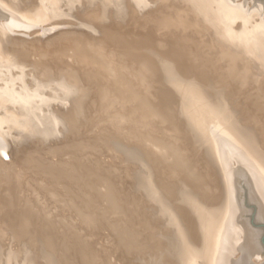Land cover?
<instances>
[{
  "label": "rangeland",
  "instance_id": "1",
  "mask_svg": "<svg viewBox=\"0 0 264 264\" xmlns=\"http://www.w3.org/2000/svg\"><path fill=\"white\" fill-rule=\"evenodd\" d=\"M82 1L83 0H2V1L0 0V8L4 10V11L2 10L4 13L1 11V9H0V12L3 13L4 15L7 14L6 16H8V17L11 16V18L7 22L6 21H0V44H1L0 45V119L2 117L4 118V119L2 118L0 120V142L5 144V149L7 150V156H5L4 159L7 160L8 162H11L12 164H15L14 167H17L19 165L18 169H20L21 166L25 168L24 174L21 175V178L27 177V175H29V171H30L31 182L34 183V180H35V184L31 183V187L28 184H25L28 188H26L25 185H20V187H18L19 190L16 191L20 195H18V196L16 195L17 196L16 197V196H14L16 192L7 191L8 189L4 188V187H6L5 186V180H3L2 177H0V192H2V194L0 195V225H1L0 228L2 227V230L0 229V234H1L0 235V237H1L0 238V264H112V263L113 264H131V262H132V264H134V263L135 264L136 263L137 264H159V263L160 264H169V263L171 264V262L173 264L174 261H175L174 264H183L184 258H186L191 251L183 252L182 250H180V248H182V246L187 242V239H189L190 236L195 235V232H194L195 228H197V230H198L197 232L200 231V233L197 235V237L199 238V242H201L200 244H203V246H201V248L199 247L197 252H196V254L197 253L198 254L202 253V254L201 255H192L191 262L195 259V260H198V261H196V263L199 262L198 264H201V263L202 264H210L208 260L212 259L211 258L212 255L211 254L207 255V252L210 250V248L213 247L212 244L215 242V239H218L221 237L225 238V236L229 234V227H228L229 223L227 221L230 220L228 218L232 214L231 211H229V212L227 211L228 210V204H226V203H224L223 205H219V206L215 205L216 209H218L220 207L219 210L221 209L222 213H218L220 211H217L215 209V206H214V203H216L214 201L217 199V197H219V198L216 201H218L221 198L223 199V196L225 198V193H224L225 189L223 192V188H224V184H223L224 177L223 176H224V173L223 174L221 173V171L224 172L222 170L223 166L221 164L217 163L221 150L220 151L218 150L217 139H216L217 137L215 136V133L213 132V130L215 128L221 129V127L223 128V126H224L223 129L232 128L238 132L237 134H239V136H241V137L243 136L241 139H239L238 137L236 138L235 135L232 137V140H234V138H235V141H233V142H235V144H237V143L242 144V142L244 143L243 145L240 144L241 146H239L237 144V145H235L236 146L235 147L234 143L231 141V143H233V145H232L233 148L235 147L237 149V150L235 149L236 152L238 151L237 154L238 153L241 154L240 150H242V151L247 150L248 153L246 151L244 152L247 154V156H245V157H247L246 160L248 159L247 161H250L249 162L250 164L253 163V165H251V167L254 170V172H255V170L257 171L256 174L258 176L261 175V177L262 176L264 177V175H262V173H261L264 171V168H263V166H264L263 165V163H264V142H263L264 141V97L263 96L264 95L262 97H260L259 99L255 98V96L258 95L259 93H262V92L264 93V62H263V60H264L263 54L264 53H262V51H264V50H262V48H259V47H261V45L263 46L264 39L260 37V39H258L256 41V40H253L251 38L252 36L250 35V33L256 34L259 32V30L255 27V25L261 21V18H260V16H254L253 18L250 19L251 23L244 24L233 13H230L228 16L227 15L225 16L224 13H222L223 10L220 11V9L217 10L215 8H210L213 6L212 0L209 1L210 11L207 10L208 14L205 11L206 6H208L207 0H204L205 2L203 0H180V1L179 0H174V1H172V0L171 1H169V0H158V1L157 0H151L150 4L143 3L141 0H140L141 2L139 0H135L134 2H132V5L129 8L126 5H123L120 3V2H125V0H117L118 2H116L115 0H110V1L106 0L109 3H107L104 0H102V1L101 0H84L86 4H83L84 1L83 2ZM160 1L164 2V3H162V5H161ZM135 2H137V4ZM167 2H169V3H167ZM171 2H172V4H170ZM182 2H184V3H182ZM166 3L169 4L171 7L169 5L166 6ZM4 4H6V5H4ZM104 4L106 6L109 5L108 10H107V8L104 9L106 7ZM110 4L114 5V6H112L113 11H111L112 7ZM164 4H165V7H164ZM173 4H174V7L172 6ZM76 5H77V7H76ZM78 5H80V6H78ZM84 5L86 7H84ZM98 5H100L101 7L100 6L98 7ZM142 5H145V6L143 7ZM146 5H148V7ZM159 5H161V7H158ZM135 6H138V7H136L137 9L139 8V6H140V8L142 7L143 9L141 8V11L144 10V12H141L138 9L139 13L138 12H137L138 14L135 13L137 11L136 8H134ZM71 7H73L74 10H72ZM109 7H111V9ZM116 7H117V9H116ZM119 7H122V8H119ZM155 7H156V9H155ZM77 8H79L81 11H79V9H77ZM95 8H96L97 13L95 11ZM98 8H100V11ZM126 8L128 11H126ZM150 8H152L153 11ZM132 9H133V11H132ZM24 10H25V12H24ZM117 10H118V12H115ZM85 11H87V12H85ZM91 11H93V12L95 11L96 14H94V13L92 14ZM120 11H122V12H120ZM123 11H126V13ZM168 11H170V12H168ZM74 12H76V15ZM99 12H102V18L101 19H100L101 16H99V15H101V13L98 15ZM108 12H110V13H108ZM146 12H148V13H146ZM1 13H0V20H2V18H3V20H5V16H3ZM37 13H40L41 15L38 14V16H36ZM88 13H89V15H88ZM103 13H105V14H103ZM128 13H129V15L130 14H132V15H130V17H128L129 19L127 20ZM133 13H134V16H133ZM169 13H172V14H169ZM91 14H92V16H91ZM124 14H125V16H124ZM231 14H233V15H231ZM33 15H35V16H33ZM95 15H97V16H95ZM108 15H110V16H108ZM119 15H121L122 18ZM162 16L164 17V20H161V19H163ZM230 16H232V17H230ZM14 17H16V18H14ZM64 17L67 18V20ZM87 17L92 18L90 20H93L94 22L91 21V23H90V20L88 21ZM93 17L95 19H93ZM97 17L99 20L96 19ZM103 17H104V19H103ZM109 17H113V18L110 19ZM168 17L171 20L168 19ZM184 17H187V18L191 17L190 19L192 20V22H189L190 25L188 23L185 24L187 22V18H185V20H184ZM63 18H64V20H63ZM11 19H12V21H11ZM130 19L131 20L133 19V22L130 21ZM173 19L175 22H173ZM176 19H179L178 20L179 23ZM227 19L229 21L232 19L231 20L232 22L230 21V23H228L229 21H227ZM115 20H117V21H115ZM209 20H211V21H209ZM100 21H101V23H100ZM124 21H126V22H124ZM154 21H156V22L154 23ZM163 21L169 23V24L167 23L166 27L164 28L166 31L163 28H160L158 25ZM176 21L182 30L179 29V26H177L178 24L176 23ZM97 22H99L101 27H103L105 25L104 23H106L105 28L104 27L101 28L100 26L97 27L99 25ZM148 22H150L153 26ZM157 22H159V23L157 24ZM25 23H26V25H25ZM93 23L97 24V25L95 24L96 28H94V29L91 25ZM126 23L128 26L125 27ZM182 23H183V25H182ZM231 23H232L233 28L231 30H228L227 24H231ZM3 24H5V25H3ZM7 24H8V26H7ZM154 24H156V25H154ZM171 24H172V26H171ZM184 24H185V26L189 25L190 27L188 26V28H190V29H187V27H185ZM9 25H11V26H9ZM107 25H109V27ZM173 25H176L175 26L176 29ZM5 26L9 27L10 30L8 28V31H7V29H6L7 27H5ZM122 26H124V29ZM157 26H158L159 30H158ZM182 26H184V27H182ZM11 27H13V29ZM110 27H112L114 31ZM14 28H16V29H14ZM89 28H90V30H89ZM98 28L100 31L98 30ZM109 28L111 30H108ZM115 28L118 30H116ZM145 28L148 29L149 30L148 32L149 33L151 32V34H149ZM150 28H151V30H150ZM96 29L99 33L97 31H95ZM134 29H136V32ZM140 29H141V31H140ZM142 29H143V31H142ZM162 30L165 31V33H163ZM180 30L182 32L179 34V36H180L179 37L178 33L180 32ZM183 30L185 31V34L187 33L186 30L188 31V33L185 35ZM67 31L69 32V34ZM92 31H94V33H92ZM104 31H106V33ZM138 31H140L141 34H140V32L138 33ZM145 31H146V33H145ZM2 32H3V34H2ZM8 32H11V33L8 34ZM133 32H135V33H133ZM156 32H159V33H156ZM175 32H176V34H175ZM72 33H74V34H72ZM102 33L104 34V36L106 34L108 37L107 36L104 37ZM131 33H133V34H131ZM152 33L155 34V35H153L155 38L152 36ZM64 34H66V35H64ZM67 34L69 35V37L67 36ZM92 34L95 36H93ZM101 34H102V36H101ZM137 34L138 35L140 34L141 40H143L145 38L142 41L143 43L147 42V40H148L149 43H151L150 46L155 45L154 47H152L153 49L151 48V50L154 53L150 50L153 55L149 53L150 51L149 52H145L143 50L140 51V49H137L135 47L136 43H138V42L142 43L139 39V36H137ZM166 34L170 35V36H167ZM71 35L75 38L74 40H72L73 37ZM89 35H90V37H89ZM97 35H99V36H97ZM121 35L123 36V38ZM131 35H132V37L133 36H135V38L137 37V39L132 38L133 39L132 40ZM17 36H19V37H17ZM77 36L80 38L78 39ZM118 36H120V37L118 38ZM159 36L161 37V39L159 38ZM182 36H185V37L182 38ZM187 36L189 38L190 37L191 38L189 39ZM55 37H56V39H55ZM164 37H166V38H164ZM178 37H179V39H178ZM94 38H97V40H95ZM107 38H108V41L106 40ZM112 38L114 39V41L116 38L115 43L112 42V40H113ZM129 38L131 40H129ZM15 39H17V40H15ZM19 39H21V40H19ZM70 39L72 40V42L70 41ZM82 39H84V40H82ZM91 39H93L92 41H95L96 45H98V46L100 45V48L96 45L94 46V42L92 43ZM41 40L43 42H41ZM80 40H82V41H80ZM104 40H106V41L104 42ZM127 40H128V42H127ZM153 40H155V42ZM169 40H170V42H169ZM172 40H174V42L176 41L175 43H177L179 40L180 41L182 40V42H180V44L182 43L184 45L178 46L179 43L175 44ZM100 41L104 42L105 44H103ZM130 41H133V42H130ZM161 41H163V42L161 43ZM166 41H168V43ZM184 41L186 42V44ZM27 42H28V44H27ZM80 42L84 43V45H82ZM89 42H90V45H88ZM156 42H157V44H156ZM38 43H41V44L38 45ZM51 43L53 44V46ZM66 43H67V45H66ZM86 43L88 46L86 45ZM112 43L117 48H115V46L112 45ZM191 43H193L192 45H194V47L191 46ZM29 44H30V46H27ZM48 44H49V46H48ZM118 44H119V46H118ZM121 44L123 46L127 44L128 46L126 45L123 47ZM172 44H174V45H172ZM221 44H223V45H221ZM38 46H39V48H38ZM42 46H43V48H42ZM50 46H51V48H50ZM85 46H87L88 48ZM102 46H103V48L106 46L104 50L101 48ZM120 46L125 51H123L122 48L120 49ZM185 46L188 47V49ZM70 47H72V48H70ZM77 47H78V50H77ZM83 47L88 49V50L85 49V51H87V52H85L83 50ZM90 47H91L93 52L92 51L88 52L90 50ZM109 47H111V48L114 47L115 51L113 50V48L111 49ZM133 47L136 48V50L135 49L133 50ZM155 47H156V49H155ZM191 47H192V49H191ZM48 48H50V50ZM107 48H109V49H107ZM128 48H130V49H128ZM54 49H56L55 52H54ZM255 49H257V50H255ZM105 50H107V51L110 50V51H108V53L107 52L105 53ZM260 50H262V51H260ZM50 51H52L54 54ZM81 51H83L84 53L82 52V55L80 56ZM129 51H131V53ZM109 52L114 54V55L110 54ZM115 52L117 54H115ZM87 53H90V57H93V59L90 58L88 56L89 54L87 55ZM132 53H133V55H132ZM139 53H141V54H139ZM147 53H149V55L153 56V58L155 59V62L153 60H151L152 57L150 58ZM143 54H144V58L142 57ZM180 54H184L188 60H186L182 64L170 63L171 59L174 56L180 55ZM36 55H37V58H35ZM38 55H41L40 56L41 59L38 58L39 57ZM77 55H79V56H77ZM111 55L114 56V58ZM147 55H148V57H147ZM21 56H22V58H20ZM84 56L86 57V59H84ZM96 56H100L101 58L100 57L97 58ZM145 56L147 58H149L150 60L147 59ZM44 58H45V60H43ZM81 58H83V59H81ZM33 59H35V60H33ZM91 59H92V61H91ZM108 59H109V61H108ZM112 59H113V61H111ZM117 59H118V61H121L119 63H120L122 68L120 67L118 61H116ZM124 59L126 62L123 61ZM164 59H168V61L164 60ZM192 59H194L195 61L194 60H193L194 62L191 61ZM83 60H84V63H83ZM86 60H87V62H86ZM93 60L94 61L96 60L94 62V65H92ZM18 61L21 63H19ZM34 61L36 62V63H33L35 65H31V63ZM40 61H41V63H40ZM98 61H101V62H98ZM102 61H105V62H103L104 66L102 64H100V66H98L99 64H97V63H102ZM161 61H163V62H161ZM60 62H62V63H60ZM73 62H75L76 64H74ZM89 62H91V66L87 67V65H90ZM111 62H113L116 66L118 64V66L116 67L112 63L113 67H111L112 66ZM145 62H146V65L144 67L143 65L145 64ZM165 62H167V63H165ZM63 63L65 64L66 67H63L61 65ZM82 63H83V65H82ZM86 63H87V65H86ZM106 63H107V65H106ZM133 63H135V64H133ZM155 64H156V66L154 67ZM216 65H218V66H216ZM125 66H126V68H123ZM91 67L92 68L96 67L94 69L95 71L92 70ZM100 67H101V69H100ZM107 67H108V69H106ZM97 68H99V69H97ZM103 68L106 70H109V71L107 72L106 70H103ZM145 68H147L149 70H146ZM96 70H97V72L100 70V73H97V74L95 73V74L96 75L100 74L101 78L98 77L100 75L96 76L94 74V72H96ZM115 70H116L117 74H116ZM146 71H147V73H146ZM86 72H88V73H86ZM91 72L97 78L96 77L93 78L94 76L93 77L91 76L92 78H89V76L92 75ZM109 72L115 77V79H113L114 77L112 78V75ZM227 72H228V74H227ZM78 73H80V74H78ZM118 73H119V76H118ZM71 74H75L76 79L78 81V85L81 86V88L79 89L80 91H82L81 95L83 94L82 95L83 97H81V103H83V107L85 109L87 107L89 110L86 109L87 110L86 111L85 109L84 110L81 109L80 104L76 101L70 100L71 102L69 101V103H68V101H66L64 99L63 100L60 99V100H62L63 103L60 100H57L56 102H53L52 105L49 104L48 106L44 107L45 97H47V95L49 94L48 92L51 93L54 91V93L57 92L59 95L62 94V91L61 90L59 91V88H58L59 86H57L56 82H58L60 80V78H63V77L66 78L67 80H69L71 78ZM104 74H105V77L108 79L103 77ZM214 75H215V77H214ZM221 75H222L223 79L224 78H226V79L223 80L221 78ZM223 75H224V77H223ZM255 75H258L261 77V81H260L261 83H258L257 81H255L253 79ZM86 76H88V77L86 78ZM226 76H229L228 80H227ZM231 76H232V78H231ZM217 78L219 80L221 79L220 80L221 82H219V80L217 82ZM88 79H90V80H88ZM109 79L112 80V82ZM131 79L133 81L132 83L130 81ZM214 79H215V81H214ZM85 80L86 81L88 80L87 81L88 83H86ZM91 80H92V82L94 81V83H92ZM97 80L100 81V82H98V84L100 83V84H102V86L100 84L99 85L95 84L97 82ZM123 80H126V81L123 82ZM127 80H128V82H127ZM122 82H123V84H120ZM129 82L134 87L131 84H128ZM113 84L115 86H113ZM139 84H141V88H140V86H138ZM117 85H120V86H117ZM127 85L129 88L131 86V89L133 88V90L135 91L136 97L133 96L134 99L133 98L130 99L127 96H125V87ZM224 85H225V87H224ZM97 86H101V87L98 88ZM96 87L98 89H96ZM136 87L138 88V90ZM104 88H108V89H104ZM119 88H121V89H119ZM99 89H101V91L103 92L102 94H100L101 91ZM111 89L114 90L115 93L112 92ZM139 89H141V90H139ZM231 89H233V90H231ZM90 90H91V92H90ZM121 90H122L123 94L121 93ZM243 90H244V92H243ZM30 91H32V92H30ZM83 91L85 94L83 93ZM117 91H118V93H117ZM138 91H140V93H138ZM226 93H228V94H226ZM88 94H90V96ZM103 94L106 97H104ZM119 94L120 95L122 94V95L120 96ZM140 94L141 95L144 94V95L141 96ZM147 95H148V97H147ZM195 95H197V97H195ZM91 96H93L92 100H91ZM101 96H102V98H101ZM140 96L142 98H139ZM143 97L146 100L147 99L148 100L144 101L145 99ZM85 98H86V100H85ZM104 98L107 100H105ZM125 98H126V100H125ZM163 98L164 99L167 98L169 102L167 100H164ZM261 98H263V99H261ZM102 99H104V100L102 101ZM141 99H142V101H141ZM31 100H33L34 102L36 101L37 104L35 105V108H33L32 110L29 109L30 107H28V109H25L27 106L30 105V103L33 104V101H31ZM93 100H94V102H93ZM133 100H135V101H133ZM100 101H102V102H100ZM149 101H150V103L152 102L151 103L152 106H151L150 110H148L146 107L143 106V105H147V104L150 105V103H147ZM165 101H167V102H165ZM57 103H59L58 105H60V103H61V105L58 106ZM141 103H142V105H141ZM157 103H159V104L156 105ZM165 103H167V104H165ZM257 103H259V104L257 105ZM65 104L67 107L65 106ZM77 104L79 106H77ZM130 104H132V105H130ZM134 104H135V106H134ZM69 105H70V108H68ZM138 105L140 106V108L142 106L143 110L145 109L143 111V113H144L143 116H142V111H141L142 108L140 109L138 107ZM163 105H165L166 108L163 107ZM8 106H9V109H8ZM73 106H75V108ZM251 106H252V108H251ZM65 107H66V109H65ZM89 107H91V108H89ZM97 107H98V109L96 110ZM128 107H129L130 111L128 110ZM132 107H133V109H132ZM217 107H218V109H217ZM47 108H49L51 113L53 115H55L56 117L61 116V118H62L64 116V114L69 113L68 115H70V118L67 117V115H65L63 117V120H65L64 121L65 126H67V127H60V128H62L60 130L61 131L60 133L56 132V130L54 129L55 128L54 123H49L48 125L45 124L47 131L46 130L43 131V130L38 128V124L36 122V119L40 120L43 117L41 114V110L47 109ZM72 108L74 109V111H72L73 110ZM262 108H263V111H261ZM69 109H72V110H69ZM151 109H153V110H151ZM205 109H207V110H205ZM23 110H24V112H23ZM65 110L66 111L69 110L70 112L67 111V113H66ZM147 110H148V112H147ZM253 110H255V111H253ZM27 111H28V113L30 112V114H32L31 112L33 111L34 116L32 115L33 117L31 116L32 117L31 118L28 115ZM98 111H99V113H98ZM127 111L129 114L127 113ZM71 112H74L73 115L71 114ZM200 112H201V114H200ZM216 112L218 113V115ZM20 113L23 114L24 116H22ZM25 113H26V115H25ZM117 113H119L118 117H117ZM96 115H98V117ZM130 115H132V116L129 117ZM196 115H198L199 117ZM71 116L73 117V122H74V119H76V118L78 119V121L75 120V122L73 123L71 121L72 120ZM126 116H127V118H125ZM212 116H213V118H212ZM236 116L239 118H237ZM110 117H111V120H109ZM145 117H148L152 120H150V119L147 120ZM160 118H162V119H160ZM206 118L207 119L212 118V121L210 120V122H209V120H207ZM98 119L100 121H98ZM115 119H116V121H115ZM204 119H206V120H204ZM3 120H5V121H3ZM67 120L69 121V123L67 122ZM106 120H108V124H107ZM128 120H129V122H127ZM173 120H175V121H173ZM239 120H240V122H239ZM76 122H78L79 124ZM88 122L90 125L87 124ZM145 122H146V124H145ZM207 122H208V124H207ZM236 122H238V124ZM80 123H82V124H80ZM127 123L129 125H127ZM230 123L233 125H230ZM240 123H241V125H240ZM151 124H152V126H151ZM157 124H159V125L157 126ZM212 125H213V127H212ZM80 126L83 128L81 129ZM85 126H87V127H85ZM76 127H77V129H75ZM150 127H152V128H150ZM85 128H87V129H85ZM63 129L64 130L66 129V130L64 131ZM70 129H72V130H70ZM51 130L55 131V132L53 131V134L56 135V139L52 140V138H49L48 139L49 141L44 140L46 137H50V132L52 134ZM167 130H168V132H167ZM89 131H91V133ZM226 131H227V129H226ZM67 132H69V133H67ZM76 132L77 133L79 132V133L77 134ZM111 132L114 135H110V134H112ZM88 133H90V136ZM68 134L70 135V137ZM84 134H86V136ZM226 134L228 135V133H226ZM143 135H144V137H143ZM247 135H249V136H247ZM115 136L117 137L118 140L115 139ZM150 136H151V138H150ZM245 136H247V138ZM58 137L62 138V139H59ZM75 137H77V138H75ZM93 137L96 140H94ZM95 137H97V138H95ZM110 137H112V138H110ZM142 137L144 138V140ZM152 137H153V139H152ZM86 138H88L87 139L88 141L86 140ZM89 138H92L93 140H90ZM99 138L103 139V141L100 139L102 141L101 142L99 140ZM108 138H109V140H107ZM120 138L123 139V141L121 140L122 142L120 141ZM134 138H136V139H134ZM74 139H77V141ZM83 139H85V141H83ZM110 139L111 140L114 139L115 142H117V141L119 142V147L115 151H110L109 148L106 147V145L108 146ZM154 139L155 140L158 139L157 142H160V143H157ZM80 140L85 143L82 145L88 146L90 144V142L91 143L93 142V144L95 143L94 145L95 146L97 145V146L95 147L93 144H90L91 146L93 145V148L90 147L89 150H87L90 145L88 147L81 146ZM239 140H240V142H239ZM241 140H243V141H241ZM44 141H46V142H44ZM94 141H96V142H94ZM162 141H164V142H162ZM104 142H108V144H106ZM143 142L145 145L143 144ZM101 143L102 144L104 143V145L102 146ZM78 144L80 145V147ZM86 144H88V145H86ZM122 144H124V145H122ZM146 144H147V146H146ZM149 144L151 145V147ZM63 146H65V147H63ZM98 146L102 147L103 151ZM173 146H175V147H173ZM242 146L245 149H242L243 148ZM58 147H62V148H60V149H58V151H56L57 150L56 148H58ZM123 147L125 149L129 150L131 153H133L134 150H136L135 147L136 148L138 147V149H140V152H141L140 156H141V154H144V153H145L144 154L145 156L144 155L141 156L142 159H139V160L138 159H136V160L131 159L132 157L127 158V156H125L121 150V149H123ZM145 147H148L147 150ZM63 148H65V150H61ZM119 148H120V150H119ZM248 148L250 150H248ZM92 149H94V150H92ZM106 149H108L109 152ZM238 149H240V150H238ZM82 150H83V153H82ZM94 151H96V155H95ZM98 151H100V153ZM185 151H187V152H185ZM213 151H215V152L212 153ZM55 153H57L58 155H56ZM156 153H158V154H156ZM175 153H178V154H175ZM215 154L218 156H216ZM249 154L252 156L251 158H250ZM176 155L177 156L181 155V156L175 157ZM36 157H38V158H36ZM173 157H175V158H173ZM180 157H182V158L184 157L186 159L183 158L184 159V161H183V159H181ZM257 157H259V158H257ZM147 158H150V162H151L150 164L153 166H151L147 161H144ZM254 158H255V160H254ZM35 159H36V161H35ZM155 159H156V161H154ZM175 159H176V162L178 161L177 164L174 163ZM228 159H227L226 163H229L231 161V159H229L230 161ZM81 160H82V162H80ZM89 160H91V161H89ZM137 160L139 161V163ZM157 160L159 161L158 162L159 164L157 163ZM77 161H79V162H77ZM83 161L84 162L86 161V163H84ZM135 161H137V162L134 163ZM182 161L184 163H188L189 166H187V164L180 163ZM251 161H252V163H251ZM130 162H131V164H130ZM121 163H124V167ZM128 163H129V165H128ZM255 163H257V164L255 165ZM260 163L262 164V166L260 165ZM73 164H74V166H73ZM80 164H82V165H80ZM133 164H134V167H133ZM135 164L136 165L139 164V165L136 166ZM144 164H145V166H144ZM166 164H168V165H166ZM174 164H176V166ZM111 165L113 166V169H115V170L111 169V167H112ZM118 165L119 166L122 165V166L119 167ZM160 165H162V166H160ZM183 165H185V166H183ZM257 165H258V167L256 168ZM143 166H144V168H143ZM167 166H168V168H167ZM195 166H197V167L195 168ZM253 166H255L254 167L255 169L253 168ZM126 167H127V169H126ZM130 167H132V169H130ZM135 167H138V168L136 169ZM163 167H165L166 170ZM171 167H173L174 169H172ZM190 167H192L193 169ZM120 168H122V169L124 168L125 170L123 169L124 171H122ZM186 168L191 173L188 174V171L186 170ZM159 169H161V170H159ZM202 169H204V170H202ZM66 170H69L71 172H68ZM116 170L118 171V173ZM173 170H174V174H172ZM200 170H201V172L202 171L203 172L201 173ZM258 170L260 171L259 174H258ZM161 171H162V175L160 173ZM165 171H167L166 172L167 175L165 174ZM175 171H177L179 173V175L177 172L175 173ZM121 172H123L125 174L122 173L123 174L122 175ZM148 172H150V173L152 172L154 175L152 173L147 174ZM156 172L158 173L159 176L157 175ZM199 173H201V174H199ZM215 173H216V175H215ZM115 174H117V176ZM118 174H121V175H118ZM176 174H177V176H176ZM220 174H222V175H220ZM111 175H113V176H111ZM128 175H132V177L131 176L127 177ZM173 175L175 176V178ZM164 176L167 178H165ZM95 177H96V180H95ZM109 177H111V178H109ZM123 177L124 178L126 177L125 178L126 181L122 180V179H124ZM180 177H182V178H180ZM186 177H187V179L189 177L190 181L186 180ZM200 177H203L204 179L205 178L206 179L204 180L203 178H200ZM49 178H50V180H49ZM82 178H83V180H82ZM147 178H148V180H147ZM46 179H48V181H50V182L47 183ZM165 179L167 180V182L169 180V182L167 183L168 185L166 184ZM175 179H176V181H175ZM210 179H211V181H210ZM113 180L115 181V183ZM139 180L143 181V182H144V180H145V182H147V181L148 182L149 181L155 182L157 187H156L155 183H153V184L155 185L156 188H158V186H159L161 189H163V193H161L162 197L159 198L160 201L157 199H154L152 194L148 193V191L146 193V192H144L146 190L140 189L139 186L136 187L138 185V183H136V182ZM160 180L162 181L163 184L159 183V182H161ZM202 180H203V182H202ZM3 181H4V183H3ZM93 181H94V183H93ZM56 182H59V183H56ZM171 182H173L174 185L175 184H177V185L173 186L172 185L173 183H171ZM179 182H180V184H179ZM190 182H191V184H189ZM205 182H206V184H203ZM49 183H51V184H49ZM71 183H73L74 185L72 186ZM183 183L186 185H184ZM52 184H56V185H54L55 186L54 188H53ZM58 184H59V186H57ZM108 184H110V185H108ZM169 184H170V186H169ZM116 185H117V187H115ZM165 185H167L168 187ZM221 185H223V186L221 187ZM241 185L243 188H241V193H240L241 196L240 197L243 199L242 200V203H244L243 206L245 205V212L243 214V217L246 220L248 218V222L250 221L252 226H254L256 228L257 227L261 228L263 230V240H264V221L258 220L256 204L254 202L250 201L249 187H247V184L246 183L244 184V182H242ZM60 186L62 189L60 188ZM80 186H81V188H80ZM111 186H113L114 188ZM164 186H165L166 191H168V192H166L164 190ZM185 186H186V188H185ZM39 187H41V188H39ZM42 187H44V188H42ZM118 187H119V189H118ZM31 188L33 190H31ZM37 188L39 189L40 193L38 192ZM46 188H48V189H46ZM55 188L57 191L55 190ZM67 188L69 190H66ZM83 188L86 192H84ZM132 188L134 189L135 192L133 191ZM160 188H158V189L161 190ZM171 188H173V189H171ZM81 189L83 190V192ZM126 189H128V191H125ZM211 189H213V190H211ZM20 190H22V192L24 194ZM59 190L62 192H60ZM65 190L67 192H65ZM95 190H96V192H95ZM4 191H7V192L4 193ZM47 191L50 194L49 193L47 194ZM58 191L60 194L58 193ZM136 191L138 192V194ZM141 191H142V193H141ZM30 192L33 193L35 200H34V197L31 196L32 193H30ZM130 192H131L132 196L136 194V199H137V197L139 199H137V201H136L135 197L134 196L132 197ZM18 193H16V194H18ZM83 193H85V194H83ZM220 193L223 196L220 195ZM6 194H8V196L10 194L11 196L8 197ZM54 194H56V195H54ZM22 195H23V197H20ZM199 195H200V197H199ZM129 196H131V197H129ZM39 197H40V199H39ZM41 197H43V199ZM53 197L54 198L56 197V198L53 199ZM64 197H65V199H64ZM127 197H128V200H127ZM87 198H89V199H87ZM116 198L117 199L119 198L120 200H117ZM140 198H142V199H140ZM148 198L150 199V201ZM38 199L40 201L41 200L42 201L44 200V201L39 202ZM48 199H50L51 201ZM84 199H86V201ZM115 200H116V202H115ZM142 200H143V202H142ZM198 200H200V201H198ZM22 201H24V203ZM36 201H37V203H36ZM72 201L75 202L76 206L71 205ZM112 201H114L113 204H111ZM151 201H152V204H150ZM128 202H129V204H128ZM154 202H156V203H154ZM21 203H22V205H21ZM56 203H58L59 206L56 205ZM141 203H144L143 204L144 206ZM145 203H146V205H145ZM148 204L150 206L153 205L155 208H153V206H152V209L156 210V212L153 211L150 208V206H148ZM23 205H25V206H23ZM92 205H93V207H92ZM105 205H108V206L106 207ZM135 205H137V207ZM114 206H115V208H114ZM145 206H147V207L144 208ZM221 206H225V207H221ZM129 207L132 210V212L138 216L137 219H136L135 215L134 216L132 215L133 213L131 212L130 209H128ZM134 207H136L138 210H135L136 208H134ZM166 208H167V211H166ZM223 208H226V210ZM61 209L64 211H62ZM66 209H67V211H65ZM115 209L117 210L118 213L116 212ZM17 210H18V212H17ZM106 210H107V212H105ZM145 210H147V211H145ZM58 211H59V213H58ZM198 211H199V213H198ZM215 211L220 216L222 214V217L219 216V218H217L218 215H216ZM130 213H132V214H130ZM161 213H163V214L166 213V215H161ZM118 215H120V216H118ZM129 215L131 216L130 218H129ZM197 215L199 216L198 218H197ZM203 215H205V216H203ZM215 215H216V217H214V218H217V219H214V218L211 219V217L215 216ZM226 215L228 218L226 217ZM83 217H85V218H83ZM91 217H93V218H91ZM118 217H120L121 219H118ZM205 217H206V219H205ZM153 218H154V220H153ZM162 218L166 219V221L163 220ZM8 219H10V220H8ZM24 219L27 221H30L29 224L31 226L25 225V227L23 226V228L19 231L18 228L20 226H22L23 224L27 223V221H25ZM225 219H228V220H225ZM78 220H79V222H78ZM216 220H218V221H216ZM224 220L228 225L226 223H224ZM4 221L7 223V225L10 228L7 225L2 226L4 224H6V223H4ZM102 221H103V223H102ZM127 221H129V222L127 223ZM146 221H148V222H146ZM167 221H168V223L166 224ZM214 221H216V222H214ZM99 222H101L100 225H98ZM93 224H95V225H93ZM160 224H161V226H159ZM162 224H163V226H162ZM12 225L14 227H12ZM111 225H112V227H111ZM133 225H134V227H133ZM151 225H153V226H151ZM212 225H213V228H212ZM216 225H218L219 231L217 229H215V228H217ZM182 226H184V227H182ZM214 226H216V227H214ZM108 227H111V228H108ZM122 227H123V229H122ZM129 227H131V229H129ZM199 227L201 228V230L198 229ZM12 228H15V229H12ZM48 228H50V230ZM113 228H114V230H113ZM126 228H127V230H125ZM188 228L190 231L188 230ZM220 228L224 229L225 233L224 232L221 233L222 229L220 230ZM129 230H131V232H129ZM149 230H150V232H149ZM83 231H84V233H83ZM91 231L93 233H91ZM47 232H48V235H47ZM108 232H109V234H108ZM207 232H212V234L211 233L207 234ZM216 232L218 234H221V235H218ZM50 233L52 234V236L50 235ZM213 234H214V236H213ZM93 235H95V236H93ZM107 235H109V236H107ZM118 235H120V236H118ZM129 235L131 238L129 237ZM141 235H142V237H141ZM211 235L215 239H213V237L210 238L209 236H211ZM215 235H218L220 237L215 236ZM222 235H224V236H222ZM44 236H47V237L50 236V238L47 239ZM123 236H124V238H123ZM90 237H91V239H89ZM109 237H110V240H108ZM206 237H208V238H206ZM17 238L20 240H18ZM26 238H29V240ZM22 242H24V243H22ZM25 242H28V243H25ZM141 242H143V243H141ZM207 243H208V247H206ZM135 244H137V245H135ZM87 245H88V247H87ZM141 245H142V247H141ZM81 246H83V247H81ZM128 246H130V247H128ZM48 247H50V249L51 248L53 249L54 253L53 254L50 253L51 256L49 254H48V256L45 254L46 251H49V250H46ZM84 248H88V249L84 250ZM99 248L101 249V251H103L102 252L103 254L101 253ZM108 248H112V249L115 248L116 252L114 249L112 251L106 250ZM199 250H201V251H199ZM206 250H208V251L206 252ZM141 251H143V252H141ZM84 252H86V253L84 254ZM116 253L118 254L117 256H115ZM92 254H94V255H92ZM89 255H91V257ZM102 255H104L105 257ZM110 255H112V256H110ZM119 255H120V258H119ZM184 255H185V257H184ZM79 256H80V258H79ZM48 257H49V259H48ZM112 257L115 259V261H113L114 259H112ZM115 257H117V258H115ZM84 258H85V260H84ZM109 258H111V260ZM121 258H125V259L122 260ZM116 259H117V261H116ZM166 259H167V263H166ZM122 261H123V263H122ZM169 261H171V262H169Z\"/></svg>",
  "mask_w": 264,
  "mask_h": 264
},
{
  "label": "bare ground",
  "instance_id": "2",
  "mask_svg": "<svg viewBox=\"0 0 264 264\" xmlns=\"http://www.w3.org/2000/svg\"><path fill=\"white\" fill-rule=\"evenodd\" d=\"M2 1V0H1ZM84 1V0H83ZM82 1V2H83ZM102 1V0H101ZM104 1H106V0H104ZM103 1V2H104ZM110 1V0H109ZM116 2H118L117 0H115ZM135 0H125V2H120L121 4H123V5H126L128 8L132 5V2H134ZM140 1V0H139ZM143 3H146V4H150L151 3V0H141ZM140 1V2H141ZM158 1V0H157ZM169 1H171V0H169ZM172 1H174V0H172ZM180 1V0H179ZM204 1V0H203ZM209 1L210 0H207V3H208V6H206V13H207V10H209L210 11V8H215V9H217V10H219L220 9V11L221 10H223V12L222 13H224V15L226 16H228L230 13H233L234 15H236L241 21H242V23H244V24H247V23H251V18H253L254 16H260V18H261V21L259 22V23H257L256 25H255V27L259 30V32L258 33H256V34H254V33H250V35L252 36L251 38L253 39V40H258V39H260V37L261 38H263L264 39V0H212V3H213V6L212 7H210L209 8ZM81 2V3H82ZM102 2V3H103ZM107 2V1H106ZM161 2V1H160ZM205 2V1H204ZM76 3V2H75ZM107 3H109V2H107ZM136 4H137V2H135ZM162 3H164V2H161V5H162ZM167 3H169V2H167ZM166 3V6L167 5H169V4H167ZM174 3V2H173ZM182 3H184V2H182ZM203 3V2H202ZM83 4H86L85 3V1H84V3ZM97 4V3H96ZM112 4V3H111ZM110 4V5H111ZM119 4V3H118ZM117 4V5H118ZM135 4V5H136ZM156 4V3H155ZM160 4V3H159ZM170 4H172V2L170 3ZM176 4V3H175ZM4 5H6V4H4ZM31 5V4H30ZM69 5V4H68ZM105 5V4H104ZM122 5V6H123ZM161 5H159L158 7H161ZM78 6H80V5H78ZM100 5H98V7H99ZM103 6V5H102ZM106 6V5H105ZM108 6L109 5H107L104 9H106L107 8V10H108ZM112 6H114V5H111V7ZM116 6V5H115ZM119 6V5H118ZM117 6V7H118ZM143 7L145 6V5H142ZM147 7H148V5H146ZM153 6V5H152ZM156 6V5H155ZM170 6V5H169ZM173 7H174V4L172 5ZM9 7V6H8ZM12 7V6H11ZM76 7H77V5H76ZM84 7H86L85 5H84ZM88 7V6H87ZM101 7V6H100ZM111 7H109L110 9H111ZM117 7H116V9H117ZM136 7H138V6H135L134 8H136ZM150 7V6H149ZM164 7H165V4H164ZM171 7V6H170ZM172 7V8H173ZM187 7V6H186ZM72 8V10H74L73 9V7H71ZM81 8V7H80ZM103 8V7H102ZM119 8H122V7H119ZM118 8V9H119ZM125 8V7H124ZM132 8V7H131ZM142 8V7H141ZM141 8H140V6H139V10L141 11ZM146 8V7H145ZM197 8V7H196ZM1 9V8H0ZM14 9V8H13ZM77 9H79V8H77ZM85 9V8H84ZM88 9V8H87ZM86 9V10H87ZM99 9V11H100V8H98ZM115 9V8H114ZM115 9V10H116ZM138 9L136 8V12L135 13H137L138 12ZM143 9V8H142ZM151 10H152V8H150ZM155 9H156V7H155ZM163 9V8H162ZM3 9H1V11H2ZM22 10V9H21ZM89 10V9H88ZM91 10V9H90ZM94 10V9H93ZM122 10V9H121ZM135 10V9H134ZM165 10V9H164ZM199 10V9H198ZM4 11V10H3ZM2 11V12H3ZM10 11V10H9ZM19 11V10H18ZM66 11V10H65ZM70 11V10H69ZM76 11V10H75ZM79 11H81L80 9H79ZM95 11H96V8H95ZM95 11L93 12V11H91L92 12V14L94 13V14H96L97 13V11H96V13H95ZM104 11V10H103ZM110 11V10H109ZM111 11H113V7H112V10ZM126 11H128L127 10V8H126ZM126 11H123V12H125L126 13ZM130 11V10H129ZM132 11H133V9H132ZM153 11V10H152ZM167 11V10H166ZM192 11V10H191ZM200 11V10H199ZM24 12H25V10H24ZM28 12V11H27ZM73 12V11H72ZM77 12V11H76ZM76 12H74L75 13V15H76ZM85 12H87V11H85ZM90 12V13H91ZM106 12V11H105ZM115 12H118V10L117 11H115ZM120 12H122V11H120ZM141 12H144V10L143 11H141ZM140 12V13H141ZM151 12V11H150ZM168 12H170V11H168ZM1 13V12H0ZM4 13V12H3ZM3 13H1L3 16H5V20H3V18H2V20H0V21H8L10 18H11V16L10 17H8V16H6V15H4ZM7 13V12H6ZM71 13V12H70ZM80 13V12H79ZM101 13V15H99ZM108 13H110V12H108ZM113 13V12H112ZM132 13V12H131ZM139 13V12H138ZM137 13V14H138ZM146 13H148V12H146ZM202 13V12H201ZM23 14V13H22ZM28 14V13H27ZM38 14H40V13H37V15L36 16H38ZM92 14H91V16H92ZM103 14H105V13H103ZM107 14V13H106ZM122 14V13H121ZM136 14V15H137ZM150 14V13H149ZM168 14V13H167ZM169 14H172V13H169ZM191 14V13H190ZM200 14V13H199ZM208 14V13H207ZM233 14H231V15H233ZM31 15V14H30ZM41 15V14H40ZM52 15V14H51ZM67 15V14H66ZM72 15V14H71ZM88 15H89V13H88ZM98 15L99 16H101L100 17V19L102 18V12H99L98 13ZM127 15V14H126ZM130 15H132V14H130ZM130 15H129V13H128V16H127V20L129 19L128 17H130ZM148 15V14H147ZM164 15V14H163ZM33 16H35V15H33ZM68 16V15H67ZM82 16V15H81ZM95 16H97V15H95ZM104 16V15H103ZM108 16H110V15H108ZM112 16V15H111ZM119 16H121V15H119ZM124 16H125V14H124ZM123 16V17H124ZM133 16H134V13H133ZM168 16V15H167ZM188 16V15H187ZM203 16V15H202ZM201 16V17H202ZM13 17V16H12ZM18 17V16H17ZM23 17V16H22ZM21 17V18H22ZM76 17V16H75ZM132 17V16H131ZM163 17V16H162ZM230 17H232V16H230ZM234 17V16H233ZM14 18H16V17H14ZM20 18V19H21ZM65 18V17H64ZM64 18H63V20H64ZM69 18V17H68ZM74 18V17H73ZM110 19L111 18H113V17H109ZM119 18V17H118ZM121 18H122V16H121ZM147 18V17H146ZM161 18V17H160ZM178 18V17H177ZM185 18H187V17H184V20H185ZM191 18V17H190ZM190 18H187V22L185 23V24H189V22H192V20L190 19ZM193 18V17H192ZM66 20H67V18H65ZM87 19H88V21L90 20V19H92V18H89V17H87ZM86 19V20H87ZM93 19H95L94 17H93ZM97 20H99L98 19V17L96 18ZM103 19H104V17H103ZM124 19V18H123ZM134 19V18H133ZM133 19L131 20L130 19V21H132L133 22ZM137 19V18H136ZM145 19V18H144ZM157 19V18H156ZM168 19H170L169 17H168ZM202 19V18H201ZM233 19V18H232ZM231 19V20H232ZM237 19V18H236ZM14 20V19H13ZM108 20V19H107ZM119 20V19H118ZM126 20V19H125ZM149 20V19H148ZM160 20V19H159ZM158 20V21H159ZM161 20H164V17H163V19H161ZM171 20V19H170ZM177 21L179 20V19H176ZM230 20V21H231ZM234 20V19H233ZM11 21H12V19H11ZM23 21V20H22ZM78 21V20H77ZM87 21V22H88ZM91 21H93V20H90V23H91ZM102 21V20H101ZM101 21H100V23H101ZM112 21V20H111ZM114 21V20H113ZM115 21H117V20H115ZM150 21V20H149ZM177 21H176V23H177ZM209 21H211V20H209ZM227 21H229L228 19H227ZM226 21V22H227ZM230 21L228 22V23H230ZM236 21V20H235ZM17 22V21H16ZM20 22V21H19ZM94 22V21H93ZM96 22V21H95ZM108 22V21H107ZM124 22H126V21H124ZM131 22V23H132ZM152 22V21H151ZM156 21H154V23H155ZM172 22V21H171ZM173 22H175L174 21V19H173ZM194 22V21H193ZM232 22V21H231ZM4 23V22H3ZM18 23V22H17ZM98 24H99V22H97ZM103 23V22H102ZM115 23V22H114ZM113 23V24H114ZM130 23V24H131ZM148 23H150V22H148ZM159 22H157V24H158ZM167 23L168 22H165V21H163V22H161L160 24H158L159 25V27L160 28H165L166 27V25H167ZM178 23H179V21H178ZM177 23V24H178ZM184 23V22H183ZM183 23H182V25H183ZM204 23V22H203ZM237 23V22H236ZM6 24V23H5ZM5 24H3V25H5ZM87 24V23H86ZM95 24L96 23H93V24H91L92 25V27H93V29L94 28H96V26H95ZM105 25L103 26L102 24V26L105 28V26H106V23H104ZM108 24V23H107ZM129 24V25H130ZM142 24V23H141ZM151 24V23H150ZM169 24V23H168ZM175 24V23H174ZM176 24V25H177ZM185 24H184V26H185ZM25 25H26V23H25ZM90 25V26H91ZM94 25V26H93ZM97 25V24H96ZM122 25V24H121ZM136 25V24H135ZM143 25V24H142ZM141 25V26H142ZM152 25V24H151ZM154 25H156V24H154ZM176 25H173L174 27L176 26ZM190 25V24H189ZM188 25V26H189ZM192 25V24H191ZM239 25V24H238ZM7 26H8V24H7ZM7 26H5V27H7ZM9 26H11V25H9ZM13 26V25H12ZM88 26V25H87ZM86 26V27H87ZM100 26V24L97 26V27H99ZM108 27H109V25H107ZM126 26H128L127 25V23H126V25H125V27ZM153 26V25H152ZM171 26H172V24H171ZM177 26H179V24L177 25ZM184 26H182V27H184ZM188 26L186 25L185 27H187V29H190V28H188ZM101 27V26H100ZM103 27H101V28H103ZM119 27V26H118ZM123 27V29H124V26H122ZM133 27V26H132ZM138 27V26H137ZM170 27V26H169ZM168 27V28H169ZM190 27V26H189ZM213 27V26H212ZM254 27V28H255ZM8 28L9 27H7L6 29H7V31H8ZM12 29H13V27H11ZM112 30H113V28L112 27H110ZM108 29V30H111V29ZM117 28V27H116ZM115 28V29H116ZM135 28V27H134ZM139 28V27H138ZM141 28V27H140ZM157 28H158V26H157ZM178 28V27H177ZM211 28V27H210ZM233 28V26H232V23L231 24H227V29L228 30H231ZM14 29H16V28H14ZM146 29V28H145ZM144 29V30H145ZM171 29V28H170ZM175 29H176V27H175ZM179 29H181L180 28V26H179ZM5 30V29H4ZM9 30H10V28H9ZM89 30H90V28H89ZM98 30H99V28H98ZM102 30V29H101ZM116 30H118V29H116ZM135 30V32H136V29H134ZM147 30V32L149 31L148 29H146ZM150 30H151V28H150ZM158 30H159V28H158ZM165 30V29H164ZM168 30V29H167ZM182 30V29H181ZM180 30V32L178 33V36H179V34L182 32ZM212 30V29H211ZM6 31V30H5ZM4 31V32H5ZM88 31V30H87ZM95 31H97V29L95 30ZM100 31V30H99ZM114 31V30H113ZM133 31V30H132ZM140 31H141V29H140ZM140 31H138V33L140 32ZM142 31H143V29H142ZM155 31V30H154ZM153 31V32H154ZM157 31V30H156ZM163 31V30H162ZM166 31V30H165ZM165 31H163V33H165ZM171 31V30H170ZM176 31V30H175ZM184 31V30H183ZM204 31V30H203ZM68 32V31H67ZM90 32V31H89ZM88 32V33H89ZM98 32V31H97ZM105 33H106V31H104ZM109 32V31H108ZM122 32V31H121ZM120 32V33H121ZM135 32H133V33H135ZM186 32L188 33V31L186 30ZM206 32V31H205ZM7 33V32H6ZM9 33H11V32H8V34ZM13 33V32H12ZM81 33V32H80ZM92 33H94V31H92ZM99 33V32H98ZM111 33V32H110ZM119 33V32H118ZM123 33V32H122ZM133 33H131V34H133ZM143 33V32H142ZM145 33H146V31H145ZM149 33V32H148ZM147 33V34H148ZM156 33H159V32H156ZM161 33V32H160ZM186 33V34H187ZM190 33V32H189ZM2 34H3V32H2ZM62 34V33H61ZM68 34H69V32H68ZM67 34V36L69 37V35ZM72 34H74V33H72ZM84 34V33H83ZM86 34V33H85ZM103 34V33H102ZM102 34H101V36H102ZM109 34V33H108ZM140 34H141V32H140ZM140 34L138 35L137 34V36H139V39H140V41L142 42L143 40H141V38H140ZM144 34V33H143ZM149 34H151V32L149 33ZM175 34H176V32H175ZM174 34V35H175ZM184 34H185V31H184ZM183 34V35H184ZM185 34V35H186ZM195 34V33H194ZM64 35H66V34H64ZM82 35V34H81ZM93 35V34H92ZM110 35V34H109ZM117 35V34H116ZM115 35V36H116ZM124 35V34H123ZM153 35H155L154 33H152V36ZM167 35V34H166ZM165 35V36H166ZM60 36V35H59ZM72 36V35H71ZM70 36V37H71ZM76 36V35H75ZM88 36V35H87ZM86 36V37H87ZM93 36H95V35H93ZM97 36H99V35H97ZM96 36V37H97ZM103 36H104V34H103ZM105 36H107L106 34H105ZM104 36V37H105ZM122 36V35H121ZM143 36V35H142ZM151 36V35H150ZM167 36H170V35H167ZM193 36V35H192ZM197 36V35H196ZM203 36V35H202ZM17 37H19V36H17ZM66 37V36H65ZM73 37V36H72ZM71 37V38H72ZM83 37V36H82ZM89 37H90V35H89ZM103 37V38H104ZM108 37V36H107ZM110 37V36H109ZM120 36H118V38H119ZM154 37V36H153ZM180 37V36H179ZM179 37H178V39H179ZM183 37H185V36H182V38ZM188 37V36H187ZM11 38V37H10ZM53 38V37H52ZM59 38V37H58ZM77 38L79 39L80 37H78L77 36ZM76 38V39H77ZM102 38V37H101ZM122 38H123V36H122ZM132 38H134V39H137V37L135 38V36H133L132 37V35H131V39ZM143 38V37H142ZM155 38V37H154ZM157 38V37H156ZM159 38L161 39V37L159 36ZM164 38H166V37H164ZM189 38V37H188ZM191 38V37H190ZM189 38V39H190ZM41 39V38H40ZM45 39V38H44ZM55 39H56V37H55ZM54 39V40H55ZM75 38L73 37V39L72 40H74ZM77 39V40H78ZM95 40H97V38H94ZM113 39V38H112ZM130 38H129V40H131ZM158 39V38H157ZM163 39V38H162ZM185 39V38H184ZM14 40V39H13ZM15 40H17V39H15ZM19 40H21V39H19ZM72 40L70 39V41L72 42ZM82 40H84V39H82ZM82 40H80V41H82ZM93 39H91V41H92ZM107 41H108V38L106 39ZM106 40H104V42L106 41ZM110 40V39H109ZM120 40V39H119ZM133 40V39H132ZM152 40V39H151ZM171 40V39H170ZM170 40H169V42H170ZM176 40V39H175ZM183 40V39H182ZM182 40L180 41H178L177 43H179L178 44V46H182V45H184V44H180V42H182ZM25 41V40H24ZM23 41V42H24ZM35 41V40H34ZM38 41V40H37ZM51 41V40H50ZM90 41V40H89ZM115 41H116V38H115ZM115 41H114V39L112 40V42H114L115 43ZM139 41V40H138ZM154 42H155V40H153ZM173 42H174V40H172ZM186 41V40H185ZM184 41V42H185ZM18 42V41H17ZM33 42V41H32ZM41 42H43L42 40H41ZM46 42V41H45ZM79 42V41H78ZM94 42V46L96 45V43H95V41H92V43ZM100 42H102V41H100ZM99 42V43H100ZM104 42H102L103 44H105ZM127 42H128V40H127ZM130 42H133V41H130ZM129 42V43H130ZM136 42V41H135ZM153 42V43H154ZM158 42V41H157ZM157 42H156V44H157ZM163 41H161V43H162ZM165 42V41H164ZM167 43H168V41H166ZM176 42V41H175ZM174 42V43H175ZM187 42V41H186ZM186 42H185V44H186ZM35 43V42H34ZM49 43V42H48ZM81 43V42H80ZM91 43V44H92ZM98 43V42H97ZM110 43V42H109ZM118 43V42H117ZM160 43V42H159ZM177 43H175V44H177ZM195 43V42H194ZM27 44H28V42H27ZM32 44V43H31ZM39 44H41V43H38V45ZM43 44V43H42ZM52 44V43H51ZM82 45H84V43H81ZM101 44V43H100ZM150 44L151 43H149V41L147 40V42H142V43H140V42H138V43H136L135 44V47L137 48V49H140V51L141 50H143V51H145V52H149L150 50H151V48L152 47H154V46H150ZM189 44V43H188ZM193 43H191V46H193L194 47V45H192ZM207 44V43H206ZM262 44V43H261ZM1 45V44H0ZM24 45V44H23ZM47 45V44H46ZM66 45H67V43H66ZM72 45V44H71ZM86 45H87V43H86ZM88 45H90V42H89V44ZM87 45V46H88ZM112 45H114L113 43H112ZM111 45V46H112ZM122 45V44H121ZM127 45V44H126ZM126 45H124V46H126ZM171 45V44H170ZM172 45H174V44H172ZM221 45H223V44H221ZM20 46V45H19ZM27 46H30V44L29 45H27ZM33 46V45H32ZM48 46H49V44H48ZM52 46H53V44H52ZM64 46V45H63ZM73 46V45H72ZM87 46H85V47H87ZM93 46V45H92ZM96 46H98V45H96ZM104 46V45H103ZM103 46L101 47L103 50L105 49V47L103 48ZM115 46V45H114ZM118 46H119V44H118ZM123 46V45H122ZM123 46V47H124ZM128 46V45H127ZM188 46V45H187ZM196 46V45H195ZM16 47V46H15ZM65 47V46H64ZM63 47V48H64ZM79 47V46H78ZM78 47H77V50H78ZM85 47H83V50L85 51V49L86 50H88L87 48H85ZM99 48H100V45L98 46ZM130 47V46H129ZM186 47V46H185ZM197 47V46H196ZM29 48V47H28ZM32 48V47H31ZM38 48H39V46H38ZM42 48H43V46H42ZM45 48V47H44ZM50 48H51V46H50ZM50 48H48L49 50H50ZM70 48H72V47H70ZM95 48V47H94ZM109 48H111V47H109ZM109 48H107V49H109ZM113 48V50L115 51V49H114V47H112ZM111 48V49H112ZM115 48H117L116 46H115ZM122 47L120 46V49H121ZM127 48V47H126ZM131 48V47H130ZM130 48H128V49H130ZM136 48H134L133 47V50L135 49L136 50ZM187 49H188V47H186ZM259 48H262V50H264V44H263V46L261 45V47H259ZM27 49V48H26ZM46 49V48H45ZM123 49V48H122ZM153 49V48H152ZM155 49H156V47H155ZM154 49V50H155ZM185 49V48H184ZM191 49H192V47H191ZM199 49V48H198ZM42 50V49H41ZM52 50V49H51ZM94 50V49H93ZM96 50V49H95ZM101 50V49H100ZM132 50V51H133ZM208 50V49H207ZM255 50H257V49H255ZM262 50H260V51H262ZM48 51V50H47ZM53 51V50H52ZM52 51H50V52H52ZM56 51V49H54V52ZM92 51V49H91V47H90V50L88 51V52H91ZM108 51H110V50H108ZM108 51L107 50H105V53L107 52L108 53ZM123 51H125L124 49H123ZM128 51V50H127ZM152 51V50H151ZM149 52L150 54H152V52ZM33 52V51H32ZM49 52V51H48ZM82 52L83 51H81V54H80V56L82 55ZM85 52H87V51H85ZM93 52V51H92ZM101 52V51H100ZM104 52V51H103ZM113 52V51H112ZM130 53H131V51H129ZM134 52V51H133ZM136 52V51H135ZM139 52V51H138ZM206 52V51H205ZM208 52V51H207ZM257 52V51H256ZM53 53V52H52ZM84 53V52H83ZM98 53V52H97ZM110 53V52H109ZM143 53V52H142ZM149 53H147L148 55H149ZM154 53V52H153ZM184 53V52H183ZM186 53V52H185ZM262 53H264V51H262ZM39 54V53H38ZM54 54V53H53ZM57 54V53H56ZM89 54V55H88ZM101 54V53H100ZM110 54H112V53H110ZM115 54H117L116 52H115ZM136 54V53H135ZM139 54H141V53H139ZM145 54V53H144ZM144 54H143V58H144ZM211 54V53H210ZM48 55V54H47ZM84 55V54H83ZM87 55L90 57V53H87ZM112 55H114V54H112ZM111 55V56H112ZM132 55H133V53H132ZM148 55H147V57H148ZM153 55V54H152ZM203 55V54H202ZM39 57L38 58H40V56L41 55H38ZM45 56V55H44ZM72 56V55H71ZM77 56H79V55H77ZM76 56V57H77ZM87 56V57H88ZM211 56V55H210ZM263 56H264V54H263ZM83 57V56H82ZM97 58L98 57H100V56H96ZM105 57V56H104ZM113 58H114V56H112ZM121 57V56H120ZM119 57V58H120ZM146 57V56H145ZM146 57V58H147ZM149 57L151 58H153V56H151V55H149ZM205 57V56H204ZM241 57V56H240ZM243 57V56H242ZM17 58V57H16ZM20 58H22V56L20 57ZM35 58H37V55L35 56ZM43 58V57H42ZM90 58H92L93 59V57H90ZM89 58V59H90ZM101 58V57H100ZM111 58V57H110ZM109 58V59H110ZM125 58V57H124ZM133 58V57H132ZM140 58V57H139ZM142 58V59H143ZM151 58V60H153L154 62H155V59L153 58L152 59ZM244 58V57H243ZM41 59V58H40ZM78 59V58H77ZM81 59H83V58H81ZM84 59H86V57L84 56ZM92 59H91V61H92ZM109 59H108V61H109ZM123 59V58H122ZM127 59V58H126ZM137 59V58H136ZM147 59H149V58H147ZM146 59V60H147ZM261 59V58H260ZM32 60V59H31ZM33 60H35V59H33ZM39 60V59H38ZM43 60H45V58L43 59ZM99 60V59H98ZM121 60V59H120ZM150 60V59H149ZM148 60V61H149ZM163 60V59H162ZM164 60H167L168 61V59H164ZM186 60H188L187 59V57L184 55V54H180V55H176V56H174L172 59H171V61H170V63H172V64H182L183 62H185ZM194 59H192L191 61H193ZM80 61V60H79ZM96 61V60H95ZM94 60H93V64L92 65H94V62H95ZM111 61H113V59L111 60ZM116 61H118V59L116 60ZM123 61H125V59L123 60ZM195 61V60H194ZM193 61V62H194ZM204 61V60H203ZM249 61V60H248ZM254 61V60H253ZM252 61V62H253ZM19 62V61H18ZM55 62V61H54ZM63 62V61H62ZM62 62H60V63H62ZM68 62V61H67ZM86 62H87V60H86ZM98 62H101V61H98ZM103 62H105V61H102V63H97V64H99L98 66H100V64H102L103 65ZM115 62V61H114ZM119 62H121V61H118V63ZM126 62V61H125ZM161 62H163V61H161ZM160 62V63H161ZM207 62V61H206ZM263 62H264V60H263ZM19 63H21V62H19ZM29 63V62H28ZM33 63H36L35 61L34 62H32L31 63V65H35V64H33ZM40 63H41V61H40ZM71 63V62H70ZM74 64H76L75 62H73ZM80 63V62H79ZM83 63H84V60H83ZM83 63H82V65H83ZM90 63V65H87V63H86V65H87V67L89 66H91V62H89ZM112 63L113 62H111V65H112ZM150 63V62H149ZM153 63V62H152ZM165 63H167V62H165ZM164 63V64H165ZM211 63V62H210ZM58 64V63H57ZM81 64V63H80ZM114 64V63H113ZM122 64V63H121ZM129 64V63H128ZM133 64H135V63H133ZM148 64V63H147ZM208 64V63H207ZM226 64V63H225ZM250 64V63H249ZM27 65V64H26ZM29 65V64H28ZM52 65V64H51ZM63 67H66L65 66V64L63 63V64H61ZM60 65V66H61ZM73 65V64H72ZM106 65H107V63H106ZM119 65H120V63H119ZM123 65V64H122ZM141 65V64H140ZM145 65H146V62H145V64L143 65L144 67H145ZM151 65V64H150ZM153 65V64H152ZM53 66V65H52ZM71 66V65H70ZM104 66V65H103ZM114 66H116L115 64H114ZM117 66H118V64H117ZM116 66V67H117ZM124 66V65H123ZM149 66V65H148ZM147 66V67H148ZM156 66V64L154 65V67ZM216 66H218V65H216ZM42 67V66H41ZM85 67V66H84ZM102 67V66H101ZM101 67H100V69H101ZM110 67V66H109ZM111 67H113V65L111 66ZM120 67H121V65H120ZM131 67V66H130ZM134 67V66H133ZM153 67V66H152ZM151 67V68H152ZM261 67V66H260ZM68 68V67H67ZM92 68V67H91ZM96 68V67H95ZM95 68H92V70H94ZM122 68V67H121ZM123 68H126V66L125 67H123ZM97 69H99V68H97ZM106 69H108V67L106 68ZM106 69H104L103 68V70H106ZM144 69V68H143ZM146 70H149V69H147V68H145ZM154 69V68H153ZM219 69V68H218ZM53 70V69H52ZM80 70V69H79ZM225 70V69H224ZM231 70V69H230ZM95 71V70H94ZM93 71V72H94ZM107 72L109 71V70H106ZM135 71V70H134ZM250 71V70H249ZM248 71V72H249ZM261 71V70H260ZM75 72V71H74ZM104 72V71H103ZM115 72H116V70H115ZM119 72V71H118ZM138 72V71H137ZM213 72V71H212ZM86 73H88V72H86ZM97 74V73H100V70L97 72V70H96V72H94V74ZM105 73V72H104ZM110 73V72H109ZM121 73V72H120ZM134 73V72H133ZM146 73H147V71H146ZM76 74V73H75ZM75 74H71V78L69 79V80H67L66 78H60V80L58 81V82H56L57 83V86H59L58 88H59V91L61 90L62 91V94H58L57 92V94L56 93H54V91L53 92H48L49 94L47 95V97H45V103H44V107L45 106H48L49 104H51L52 105V103L53 102H56L57 100H60V99H64V100H66V101H68V103H69V101L70 100H73V101H76V102H78L79 104H80V106H81V109H85L84 107H83V103H81V97H83L82 95H81V92L82 91H80L79 89L81 88V86H79L78 85V81H77V79H76V76H75ZM78 74H80V73H78ZM91 74H92V72H91ZM94 74H92V75H90L89 76V78H92L93 76V78H95L96 76H98V75H100V74H98V75H94ZM103 74V73H102ZM111 74V73H110ZM116 74H117V72H116ZM219 74V73H218ZM227 74H228V72H227ZM85 75V74H84ZM87 75V74H86ZM112 75V74H111ZM225 75V74H224ZM224 75H223V77H224ZM55 76V75H54ZM92 76V77H91ZM116 76V75H115ZM118 76H119V73H118ZM217 76V75H216ZM79 77V76H78ZM85 77V76H84ZM88 76H86V78H87ZM98 77H100L101 78V75L100 76H98ZM103 77H105V74H104V76ZM102 77V78H103ZM114 76L112 75V78H113ZM125 77V76H124ZM214 77H215V75H214ZM220 77V76H219ZM218 77V78H219ZM227 77V80H228V78H229V76H226ZM240 77V76H239ZM97 78V77H96ZM99 78V79H100ZM106 78V77H105ZM111 78V79H112ZM119 78V77H118ZM126 78V77H125ZM217 78V82H218V79ZM221 78H222V75H221ZM231 78H232V76H231ZM47 79V78H46ZM106 79H108V78H106ZM113 79H115V77L113 78ZM123 79V78H122ZM223 79V78H222ZM226 78H224L223 80H225ZM255 81H257L258 83H261L260 81H261V77L260 76H258V75H255L254 76V78H253ZM28 80V79H27ZM75 80V81H74ZM83 80V79H82ZM88 80H90V79H88ZM87 80V81H88ZM110 80V79H109ZM108 80V81H109ZM135 80V79H134ZM221 80V79H220ZM219 80V82H221ZM84 81V80H83ZM86 81V80H85ZM86 81V83H88ZM103 81V80H102ZM107 81V82H108ZM111 82H112V80H110ZM124 81H126V80H123V82ZM131 81V83L133 82L132 81V79L130 80ZM136 81V80H135ZM214 81H215V79H214ZM91 82H92V80H91ZM98 82H100V81H98L97 80V82L95 83V84H97V85H99L98 84ZM104 82V81H103ZM114 82V81H113ZM120 82V81H119ZM123 82L122 83H120V84H123ZM127 82H128V80H127ZM142 82V81H141ZM249 82V81H248ZM92 83H94V81L92 82ZM110 83V82H109ZM108 83V84H109ZM116 83V82H115ZM118 83V82H117ZM130 82L128 83V84H131ZM140 83V82H139ZM237 83V82H236ZM136 84V83H135ZM143 84V83H142ZM239 84V83H238ZM87 85V84H86ZM93 85V84H92ZM91 85V86H92ZM101 86H102V84H100ZM105 85V84H104ZM112 85V84H111ZM132 85V84H131ZM164 85V84H163ZM260 85V84H259ZM94 86V85H93ZM101 86H97L98 88H100ZM113 86H115L114 84H113ZM117 86H120V85H117ZM122 86V85H121ZM133 86V85H132ZM138 86H140V88H141V84H139ZM262 86V85H261ZM96 87V89H98ZM104 87V86H103ZM112 87V86H111ZM124 87V86H123ZM134 87V86H133ZM224 87H225V85H224ZM5 88V87H4ZM94 88V87H93ZM115 88V87H114ZM117 88V87H116ZM137 88V87H136ZM45 89V88H44ZM48 89V88H47ZM92 89V88H91ZM104 89H108V88H104ZM119 89H121V88H119ZM124 89V88H123ZM241 89V88H240ZM100 91H101V89H99ZM112 90V89H111ZM116 90V89H115ZM137 90H138V88H137ZM139 90H141V89H139ZM223 90V89H222ZM231 90H233V89H231ZM245 90V89H244ZM244 90H243V92H244ZM105 91V90H104ZM236 91V90H235ZM30 92H32V91H30ZM44 92V91H43ZM46 92V91H45ZM86 92V91H85ZM90 92H91V90H90ZM111 92V91H110ZM112 92H114V90H112ZM142 92V91H141ZM242 92V93H243ZM83 93H84V91H83ZM98 93V92H97ZM103 92L101 91L100 92V94H102ZM115 93V92H114ZM117 93H118V91H117ZM121 93H122V90H121ZM138 93H140V91H138ZM235 93V92H234ZM258 93V92H257ZM256 93V94H257ZM263 93V92H262ZM262 93H259L258 95H256L255 96V98H260V97H262L263 95H264V93L262 94ZM25 94V93H24ZM85 94V93H84ZM94 94V93H93ZM123 94V93H122ZM121 94V95H122ZM197 94V93H196ZM226 94H228V93H226ZM34 95V94H33ZM89 96H90V94H88ZM98 95V94H97ZM104 95V94H103ZM102 95V96H103ZM110 95V94H109ZM113 95V94H112ZM116 95V94H115ZM120 95V94H119ZM118 95V96H119ZM120 95V96H121ZM139 95V94H138ZM137 95V96H138ZM141 95V94H140ZM142 95H144V94H142ZM141 95V96H142ZM190 95V94H189ZM194 95V94H193ZM254 95V94H253ZM21 96V95H20ZM27 96V95H26ZM94 96V95H93ZM93 96H91V100H92V97ZM102 96H101V98H102ZM125 96H127L128 98H133V96H135V91L133 90V88L131 89V86H130V88L128 87V85L125 87ZM139 97V98H142V97ZM232 96V95H231ZM22 97V96H21ZM25 97V96H24ZM28 97V96H27ZM98 97V96H97ZM104 97H106L105 95H104ZM123 97V96H122ZM136 97V96H135ZM147 97H148V95H147ZM195 97H197V95H195ZM264 97V96H263ZM31 98V97H30ZM144 98V97H143ZM84 99V98H83ZM89 99V98H88ZM94 99V98H93ZM105 99V98H104ZM104 99H102V101L104 100ZM119 99V98H118ZM123 99V98H122ZM134 99V98H133ZM145 99V98H144ZM164 99V98H163ZM198 99V98H197ZM261 99H263V98H261ZM23 100V99H22ZM30 100V99H29ZM34 100V99H33ZM33 100H31V101H33ZM62 100H60L61 102H62ZM85 100H86V98H85ZM105 100H107V99H105ZM120 100V99H119ZM124 100V99H123ZM125 100H126V98H125ZM148 100V99H147ZM146 99L144 100V101H147ZM162 100V99H161ZM164 100H167L168 101V99L167 98H165ZM163 100V101H164ZM192 100V99H191ZM196 100V99H195ZM26 101V100H25ZM102 101H100V102H102ZM122 101V100H121ZM133 101H135V100H133ZM141 101H142V99H141ZM162 101V102H163ZM167 101H165V102H167ZM197 101V100H196ZM239 101V100H238ZM262 101V100H261ZM7 102V101H6ZM29 102V101H28ZM27 102V103H28ZM71 102V101H70ZM93 102H94V100H93ZM139 102V101H138ZM137 102V103H138ZM160 102V101H159ZM169 102V101H168ZM243 102V101H242ZM241 102V103H242ZM22 103V102H21ZM63 103V102H62ZM65 103V102H64ZM73 103V102H72ZM111 103V102H110ZM146 103V102H145ZM147 103H150V101L149 102H147ZM152 103V102H151ZM151 103H150V105L149 104H147V105H143L144 107H146L148 110H150V108H151ZM161 103V102H160ZM164 103V102H163ZM37 103H36V101L34 102L33 101V104H31L30 103V105L29 106H27L25 109H28V107H30L29 109L30 110H32L33 108H35V105H36ZM59 103H57V105H58ZM67 104V103H66ZM66 104H65V106H66ZM94 104V103H93ZM144 104V103H143ZM159 103H157L156 105H158ZM165 104H167V103H165ZM219 104V103H218ZM256 104V103H255ZM259 103H257V105H258ZM23 105V104H22ZM55 105V104H54ZM60 105H61V103H60ZM60 105H58V106H60ZM118 105V104H117ZM128 105V104H127ZM130 105H132V104H130ZM141 105H142V103H141ZM154 105V104H153ZM207 105V104H206ZM16 106V105H15ZM77 106H79L78 104H77ZM94 106V105H93ZM113 106V105H112ZM134 106H135V104H134ZM213 106V105H212ZM12 107V106H11ZM67 107V106H66ZM66 107H65V109H66ZM74 108H75V106H73ZM99 107V106H98ZM98 107L96 108V110L98 109ZM138 107L140 108V106L138 105ZM137 107V108H138ZM156 107V106H155ZM163 107H165V105H163ZM191 107V106H190ZM248 107V106H247ZM250 107V106H249ZM261 107V106H260ZM259 107V108H260ZM263 107V106H262ZM3 108V107H2ZM7 108V107H6ZM23 108V107H22ZM68 108H70V105H69V107ZM89 108H91V107H89ZM131 108V107H130ZM141 108H142V106H141ZM140 108V109H141ZM166 108V107H165ZM193 108V107H192ZM251 108H252V106H251ZM8 109H9V106H8ZM11 109V108H10ZM14 109V108H13ZM73 109V108H72ZM72 109H69V110H72ZM86 109H88L87 107H86ZM85 109V110H86ZM100 109V108H99ZM106 109V108H105ZM110 109V108H109ZM113 109V108H112ZM132 109H133V107H132ZM135 109V108H134ZM156 109V108H155ZM189 109V108H188ZM194 109V108H193ZM209 109V108H208ZM215 109V108H214ZM217 109H218V107H217ZM224 109V108H223ZM237 109V108H236ZM261 109V108H260ZM259 109V110H260ZM69 110H67V111H69ZM78 110V109H77ZM82 110V111H83ZM89 110V109H88ZM94 110V109H93ZM128 110L130 111V109H129V107H128ZM145 110V109H144ZM143 108L141 109V111H142V116L144 115V113H143ZM148 110H147V112H148ZM151 110H153V109H151ZM205 110H207V109H205ZM204 110V111H205ZM221 110V109H220ZM26 111V110H25ZM66 111V110H65ZM67 111H66V113H67ZM72 111H74V109L72 110ZM87 111V110H86ZM160 111V110H159ZM175 111V110H174ZM198 111V110H197ZM201 111V110H200ZM203 111V110H202ZM246 111V110H245ZM253 111H255V110H253ZM261 111H263V108H262V110ZM16 112V111H15ZM23 112H24V110H23ZM70 112V111H69ZM134 112V111H133ZM163 112V111H162ZM193 112V111H192ZM215 112V111H214ZM27 113H28V111H27ZM32 114H30V112L28 113V115L31 117L34 113H33V111L31 112ZM73 113L74 112H71V114L73 115ZM98 113H99V111H98ZM121 113V112H120ZM124 113V112H123ZM122 113V114H123ZM127 113H128V111H127ZM217 113V112H216ZM260 113V112H259ZM21 114V113H20ZM41 114H42V118L40 119V120H37L36 119V122H37V124H38V128L39 129H41V130H46L47 131V129H46V125L45 124H49V123H54V125H55V130H56V132H58V133H60L61 131V129L62 128H60V127H67V126H65V120H63V117L65 116V115H67V117H69L70 118V115H68V114H64V116L61 118V116H58V117H56L55 115H53L52 113H51V111H50V109L49 108H47V109H43V110H41ZM97 114V113H96ZM107 114V113H106ZM121 114V115H122ZM129 114V113H128ZM138 114V113H137ZM163 114V113H162ZM189 114V113H188ZM199 114V113H198ZM200 114H201V112H200ZM199 114V115H200ZM205 114V113H204ZM209 114V113H208ZM22 116H24L23 114H21ZM25 115H26V113H25ZM118 115H119V113H117V117H118ZM120 115V116H121ZM139 115V114H138ZM146 115V114H145ZM207 115V114H206ZM213 115V114H212ZM216 115V114H215ZM217 115H218V113H217ZM34 116V115H33ZM32 116V117H33ZM97 117H98V115H96ZM132 115H130L129 117H131ZM136 116V115H135ZM140 116V115H139ZM154 116V115H153ZM196 116H198V115H196ZM29 117V118H30ZM31 117V118H32ZM38 117V116H37ZM72 117V116H71ZM100 117V116H99ZM122 117V116H121ZM120 117V118H121ZM141 117V116H140ZM149 117V116H148ZM148 117H145L147 120H149L150 118H148ZM199 117V116H198ZM197 117V118H198ZM205 117V116H204ZM208 117V116H207ZM226 117V116H225ZM228 117V116H227ZM237 117V116H236ZM241 117V116H240ZM261 117V116H260ZM3 118V117H2ZM1 118V119H2ZM35 118V117H34ZM68 118V119H69ZM88 118V117H87ZM125 118H127V116L125 117ZM159 118V117H158ZM201 118V117H200ZM209 118V117H208ZM212 118H213V116H212ZM212 118L211 119H207V120H209V122H210V120L212 121ZM218 118V117H217ZM237 118H239V117H237ZM0 119V120H1ZM4 119V118H3ZM101 119V118H100ZM114 119V118H113ZM123 119V118H122ZM155 119V118H154ZM160 119H162V118H160ZM165 119V118H164ZM206 119H204V120H206ZM33 120V119H32ZM75 120H77L78 121V119L76 118V119H74V122H75ZM89 120V119H88ZM109 120H111V117H110V119ZM124 120V119H123ZM143 120V119H142ZM150 120H152V119H150ZM216 120V119H215ZM221 120V119H220ZM234 120V119H233ZM256 120V119H255ZM260 120V119H259ZM3 121H5V120H3ZM72 122H73V117H72V120H71ZM98 121H100L99 119H98ZM107 121V124H108V120H106ZM115 121H116V119H115ZM126 121V120H125ZM133 121V120H132ZM146 121V120H145ZM163 121V120H162ZM161 121V122H162ZM165 121V120H164ZM173 121H175V120H173ZM217 121V120H216ZM250 121V120H249ZM67 122L69 123V121L67 120ZM73 122V123H74ZM81 122V121H80ZM90 122V121H89ZM89 122L87 123V124H89ZM102 122V121H101ZM124 122V121H123ZM127 122H129V120L127 121ZM166 122V121H165ZM200 122V121H199ZM214 122V121H213ZM219 122V121H218ZM239 122H240V120H239ZM76 123H78V122H76ZM92 123V122H91ZM119 123V122H118ZM144 123V122H143ZM148 123V122H147ZM153 123V122H152ZM175 123V122H174ZM180 123V122H179ZM237 124H238V122H236ZM79 124V123H78ZM80 124H82V123H80ZM85 124V123H84ZM83 124V125H84ZM145 124H146V122H145ZM154 124V123H153ZM162 124V123H161ZM183 124V123H182ZM207 124H208V122H207ZM67 125V124H66ZM90 125V124H89ZM121 125V124H120ZM127 125H129L128 123H127ZM156 125V124H155ZM159 124H157V126H158ZM230 125H233V124H231L230 123ZM240 125H241V123H240ZM243 125V124H242ZM69 126V125H68ZM76 126V125H75ZM74 126V127H75ZM106 126V125H105ZM151 126H152V124H151ZM201 126V125H200ZM208 126V125H207ZM239 126V125H238ZM255 126V125H254ZM257 126V125H256ZM70 127V126H69ZM78 127V126H77ZM77 127L75 128V129H77ZM81 127V126H80ZM85 127H87V126H85ZM173 127V126H172ZM212 127H213V125H212ZM221 127V126H220ZM227 127V126H226ZM230 127V126H229ZM4 128V127H3ZM60 128V129H59ZM83 127H81V129H82ZM120 128V127H119ZM122 128V127H121ZM150 128H152V127H150ZM158 128V127H157ZM162 128V127H161ZM179 128V127H178ZM223 128H224V126H223ZM222 127H221V129H217V128H215L214 130H213V132L215 133V136L217 137L216 139H217V145H218V150L220 151V155H219V159H218V164H221L223 167H222V170L224 171V172H222L221 171V173L223 174L224 173V182H223V184H224V188H223V192H224V189H225V198H224V196L220 193V195H222L223 196V199L221 198V199H219L218 201H216L219 197H217V199L214 201V202H216V203H214V206L216 205V206H219V205H223L224 203H226V204H228V212L229 211H231V216L228 218L227 217V215H226V217L228 218V219H230L229 221H227L228 223H229V225L225 222V220H228V219H225L224 220V223H226L227 225H228V227H229V234L228 235H226L225 236V238L223 237H221V238H218V239H215L213 236H214V234H213V236L211 235V236H209L210 238L211 237H213V239H215V242L212 244V248H210V250L208 251V250H206V252H207V255L208 254H211L212 255V259L211 260H208L209 261V263L210 264H264V240H263V230L261 229V228H256V227H254V226H252L251 225V223H250V221L248 222V218H247V220L243 217V214H244V212H245V205L243 206V204L244 203H242V198L240 197L241 195H240V193H241V188H243L242 187V185H241V183L242 182H244V184L246 183L247 184V187H249V193H250V201H252V202H254L255 204H256V208H257V217H258V220L259 221H264V177L262 178L261 177V175H257L256 174V170H255V172H254V170L252 169V167H251V165H253V163H252V161H251V163L252 164H250L249 162L250 161H247L246 160V158L247 157H245V156H247V154L246 153H244L245 151L247 152V150H245V151H242V150H240V149H238V150H240L241 151V154L240 153H238L237 154V152H236V146L235 145H239V146H241V145H243L244 143L242 142V144L240 145L239 143H237V144H235V142H233V141H235V138H234V140H232V137L235 135L236 136V138L238 137L239 139H241L242 137L241 136H239V134H237L238 132L237 131H235L234 129H232V128H226L227 129V131H226V129H223ZM239 128V127H238ZM67 129V128H66ZM65 129V130H66ZM74 129V128H73ZM80 129V128H79ZM85 129H87V128H85ZM109 129V128H108ZM126 129V128H125ZM185 129V128H184ZM203 129V128H202ZM207 129V128H206ZM205 129V130H206ZM3 130V129H2ZM5 130V129H4ZM64 130V129H63ZM64 130V131H65ZM70 130H72V129H70ZM90 130V129H89ZM153 130V129H152ZM181 130V129H180ZM183 130V129H182ZM52 131V134H51V132H50V137H46L44 140H46V141H49L48 139L49 138H52V140H55L56 139V135H54L53 134V131L54 130H51ZM69 131V130H68ZM134 131V130H133ZM150 131V130H149ZM158 131V130H157ZM190 131V130H189ZM203 131V130H202ZM55 132V131H54ZM72 132V131H71ZM70 132V133H71ZM90 133H91V131H89ZM167 132H168V130H167ZM187 132V131H186ZM208 132V131H207ZM212 132V133H213ZM241 132V131H240ZM3 133V132H2ZM57 133V134H58ZM67 133H69V132H67ZM77 133V132H76ZM79 133V132H78ZM77 133V134H78ZM84 133V132H83ZM82 133V134H83ZM90 133H88L89 134V136H90ZM112 133V132H111ZM125 133V132H124ZM188 133V132H187ZM211 133V134H212ZM226 133H228V135L226 134ZM263 133V132H262ZM64 134V133H63ZM74 134V133H73ZM81 134V133H80ZM108 134V133H107ZM106 134V135H107ZM156 134V133H155ZM69 135V134H68ZM85 136H86V134H84ZM110 135H114L113 133L112 134H110ZM123 135V134H122ZM149 135V134H148ZM172 135V134H171ZM245 135V134H244ZM2 136V135H1ZM63 136V135H62ZM67 136V135H66ZM65 136V137H66ZM103 136V135H102ZM139 136V135H138ZM152 136V135H151ZM151 136H150V138H151ZM214 136V135H213ZM247 136H249V135H247ZM247 136H245L246 138H247ZM69 137H70V135H69ZM108 137V136H107ZM113 137V136H112ZM112 137H110V138H112ZM120 137V136H119ZM143 137H144V135H143ZM142 137V138H143ZM171 137V136H170ZM189 137V136H188ZM226 137V138H225ZM59 138V137H58ZM75 138H77V137H75ZM84 138V137H83ZM95 138H97V137H95ZM104 138V137H103ZM149 138V139H150ZM168 138V137H167ZM187 138V137H186ZM231 140H230V139ZM59 139H62V138H59ZM88 138H86V140H87ZM90 140H93L94 139V137H93V139L92 138H89ZM101 138H99V140H100ZM115 139H117V137L115 136ZM134 139H136V138H134ZM147 139V138H146ZM152 139H153V137H152ZM194 139V138H193ZM249 139V138H248ZM43 140V139H42ZM70 140V139H69ZM74 140H76L77 141V139H74ZM79 140V139H78ZM94 140H96V139H94ZM102 141H103V139H101ZM100 140V141H101ZM106 140V139H105ZM107 140H109V138L107 139ZM118 140V139H117ZM123 141V139H121L120 138V141ZM126 140V139H125ZM143 140H144V138H143ZM155 140V139H154ZM153 140V141H154ZM158 140V139H157ZM157 140H155L156 142H157ZM185 140V139H184ZM46 141H44V142H46ZM83 141H85V139H83ZM83 141H81L80 140V142H81V146H85V145H82V144H85ZM88 141V140H87ZM101 141V142H102ZM121 141V142H122ZM139 141V140H138ZM154 141V142H155ZM180 141V140H179ZM197 141V140H196ZM211 141V140H210ZM231 141L234 143V148H233V143H231ZM238 141V140H237ZM236 141V142H237ZM241 141H243V140H241ZM90 142V141H89ZM94 142H96V141H94ZM99 142V141H98ZM162 142H164V141H162ZM239 142H240V140H239ZM248 142V141H247ZM246 142V143H247ZM264 142V141H263ZM79 143V142H78ZM87 143V142H86ZM104 143H106V144H108V142H104ZM104 143L102 144V146L104 145ZM139 143V142H138ZM153 143V142H152ZM157 143H160V142H157ZM167 143V142H166ZM193 143V142H192ZM245 143V144H246ZM90 144H93V142L91 143L90 142ZM89 144V145H90ZM95 144V143H94ZM93 144V145H94ZM98 144V143H97ZM143 144H144V142H143ZM204 144V143H203ZM256 144V143H255ZM44 145V144H43ZM79 145V144H78ZM86 145H88V144H86ZM88 145V146H89ZM93 145L91 146H85V147H88V149L87 150H89V148L90 147H92L93 148ZM122 145H124V144H122ZM145 145V144H144ZM150 145V144H149ZM206 145V144H205ZM247 145V144H246ZM95 146V145H94ZM97 146V145H96ZM95 146V147H96ZM100 146V145H99ZM98 146V147H99ZM146 146H147V144H146ZM161 146V145H160ZM63 147H65V146H63ZM79 147H80V145H79ZM84 147V148H85ZM106 147H108L109 148V150L110 151H115L118 147H119V142L117 141V142H115V140L113 139V140H111L110 139V141H109V144H108V146L106 145ZM132 147V146H131ZM141 147V146H140ZM150 147H151V145H150ZM157 147V146H156ZM173 147H175V146H173ZM214 147V146H213ZM243 147V146H242ZM246 147V146H245ZM60 148H62V147H58V148H56L57 150L56 151H58V149H60ZM74 148V147H73ZM99 148H101L102 149V147H99ZM130 148V147H129ZM146 148V150H147V148L148 147H145ZM183 148V147H182ZM188 148V147H187ZM208 148V147H207ZM212 148V147H211ZM239 148V147H238ZM68 149V148H67ZM77 149V148H76ZM95 149V148H94ZM94 149H92V150H94ZM98 149V148H97ZM135 149L136 150H134V152L133 153H131L129 150H127V149H125L124 147H123V149H121L122 150V152H123V154L125 155V156H127V158L129 157H132L131 159H134V160H136V159H142L141 158V156H143L144 154H141V156H140V149H138V147L136 148L135 147ZM142 149V148H141ZM223 149V150H222ZM236 149V150H235ZM242 149H245L244 147L242 148ZM61 150H65V148H63V149H61ZM78 150V149H77ZM96 150V149H95ZM106 150H108V149H106ZM109 150H108V152H109ZM119 150H120V148H119ZM186 150V149H185ZM191 150V149H190ZM248 150H250L249 148H248ZM254 150V149H253ZM85 151V150H84ZM97 151V150H96ZM96 151H94V153H95V155H96ZM102 151H103V149H102ZM154 151V150H153ZM168 151V150H167ZM172 151V150H171ZM252 151V150H251ZM74 152V151H73ZM99 153H100V151H98ZM121 152V153H122ZM145 152V151H144ZM147 152V151H146ZM185 152H187V151H185ZM194 152V151H193ZM215 151H213L212 153H214ZM217 152V151H216ZM250 152V151H249ZM81 153V152H80ZM82 153H83V150H82ZM103 153V152H102ZM189 153V152H188ZM248 153V152H247ZM56 155H58L57 153H55ZM61 154V153H60ZM156 154H158V153H156ZM160 154V153H159ZM174 154V153H173ZM175 154H178V153H175ZM211 154V153H210ZM100 155V154H99ZM130 155V156H129ZM200 155V154H199ZM216 155V154H215ZM214 155V156H215ZM250 155V154H249ZM5 156H7V150L5 149V144H3L2 142H0V177H2L3 178V180H5V186L6 187H4V188H7L8 190L7 191H10V192H16V191H18L19 190V188L18 187H20V185H25V184H28L30 187H31V183L32 184H35V180H34V183L33 182H31V177H30V171H29V175H27V177H22L21 178V175H23L24 174V171H25V168L24 167H22L21 166V168L20 169H18V166L17 167H14L15 166V164H12L11 162H8L7 160H5L4 159V157ZM84 156V155H83ZM111 156V155H110ZM145 156V155H144ZM179 156H181V155H179ZM179 156H175V157H179ZM216 156H218V155H216ZM254 156V155H253ZM258 156V155H257ZM119 157V156H118ZM161 157V156H160ZM166 157V156H165ZM175 157H173V158H175ZM211 157V156H210ZM252 156L250 155V158H251ZM255 157V156H254ZM36 158H38V157H36ZM73 158V157H72ZM89 158V157H88ZM94 158V157H93ZM157 158V157H156ZM181 159H183L182 157H180ZM218 158V157H217ZM231 159V161L229 160V159ZM256 158V157H255ZM255 158H254V160H255ZM257 158H259V157H257ZM83 159V158H82ZM87 159V158H86ZM90 159V158H89ZM119 159V158H118ZM121 159V158H120ZM124 159V158H123ZM184 159H186V158H184ZM184 159H183V161H184ZM227 159L230 161L229 163H226V161H227ZM65 160V159H64ZM88 160V159H87ZM126 160V159H125ZM137 160V161H138ZM144 160V159H143ZM163 160V159H162ZM169 160V159H168ZM197 160V159H196ZM253 160V161H254ZM258 160V159H257ZM262 160V159H261ZM35 161H36V159H35ZM39 161V160H38ZM67 161V160H66ZM73 161V160H72ZM89 161H91V160H89ZM99 161V160H98ZM124 161V160H123ZM130 161V160H129ZM137 161H135L134 163H136ZM144 161H147L149 164L151 163L150 162V158H147V159H145ZM154 161H156V159L154 160ZM173 161V160H172ZM180 162V163H184V162ZM216 161V160H215ZM260 161V160H259ZM64 162V161H63ZM69 162V161H68ZM67 162V163H68ZM77 162H79V161H77ZM80 162H82V160L80 161ZM84 162V161H83ZM95 162V161H94ZM101 162V161H100ZM122 162V161H121ZM128 162V161H127ZM142 162V161H141ZM159 161L157 160V163H158ZM178 162V161H177ZM177 162H176V159L174 160V163H176L177 164ZM196 162V161H195ZM65 163V162H64ZM73 163V162H72ZM84 163H86V161L84 162ZM83 163V164H84ZM102 163V162H101ZM116 163V162H115ZM138 163H139V161H138ZM263 163V162H262ZM76 164V163H75ZM103 164V163H102ZM118 164V163H117ZM122 165H123V167H124V163H121ZM130 164H131V162H130ZM147 164V163H146ZM148 164V165H149ZM154 164V163H153ZM159 164V163H158ZM165 164V163H164ZM163 164V165H164ZM176 164H174L175 166H176ZM184 164H187V166H189L188 165V163H184ZM198 164V163H197ZM257 163H255V165H256ZM259 164V163H258ZM80 165H82V164H80ZM79 165V166H80ZM101 165V164H100ZM107 165V164H106ZM113 165V164H112ZM111 165V166H112ZM121 165V166H122ZM128 165H129V163H128ZM136 165V164H135ZM137 165H139V164H137ZM136 165V166H137ZM142 165V164H141ZM151 165V164H150ZM166 165H168V164H166ZM181 165V164H180ZM260 165L262 166V164L260 163ZM263 165H264V163H263ZM61 166V165H60ZM73 166H74V164H73ZM116 166V165H115ZM119 166V165H118ZM121 166H119V167H121ZM127 166V165H126ZM131 166V165H130ZM144 166H145V164H144ZM144 166H143V168H144ZM151 166H153V165H151ZM160 166H162V165H160ZM159 166V167H160ZM165 166V165H164ZM173 166V165H172ZM174 166V167H175ZM183 166H185V165H183ZM212 166V165H211ZM102 167V166H101ZM109 167V166H108ZM128 167V166H127ZM127 167H126V169H127ZM133 167H134V164H133ZM149 167V166H148ZM170 167V166H169ZM197 166H195V168H196ZM255 166H253V168H254ZM258 167V165L256 166V168ZM33 168V167H32ZM59 168V167H58ZM136 169L138 168V167H135ZM134 168V169H135ZM156 168V167H155ZM163 168H165V167H163ZM167 168H168V166H167ZM172 169H174L173 167H171ZM177 168V167H176ZM183 168V167H182ZM185 168V167H184ZM190 168H192V167H190ZM261 168V167H260ZM263 168H264V166H263ZM62 169V168H61ZM111 169H113V166L111 167ZM119 169V168H118ZM122 171H124L122 168H120ZM130 169H132V167H130ZM193 169V168H192ZM199 169V168H198ZM255 169V168H254ZM102 170V169H101ZM104 170V169H103ZM106 170V169H105ZM113 170H115V169H113ZM156 170V169H155ZM159 170H161V169H159ZM165 170H166V168H165ZM186 170L188 171V169L186 168ZM190 170V169H189ZM202 170H204V169H202ZM206 170V169H205ZM66 171H68V172H71V171H69V170H66ZM117 171V170H116ZM158 171V170H157ZM168 171V170H167ZM167 171H165V174H166V172ZM196 171V170H195ZM67 172V173H68ZM177 171H175V173H176ZM185 172V171H184ZM197 172V171H196ZM199 172V171H198ZM200 172H201V170H200ZM203 172V171H202ZM201 172V173H202ZM259 170H258V174H259ZM38 173V172H37ZM109 173V172H108ZM112 173V172H111ZM117 173H118V171H117ZM120 173V172H119ZM123 172H121V174H122ZM150 172H148L147 174H149ZM152 173V172H151ZM150 173V174H151ZM157 173V172H156ZM161 173V175H162V171L160 172ZM178 173V172H177ZM189 173H191V172H189L188 171V174ZM201 173H199V174H201ZM214 173V172H213ZM256 175H255V174ZM262 173V175H264V171L263 172H261ZM105 174V173H104ZM121 174H118V175H121ZM123 174H125V173H123ZM122 174V175H123ZM153 174V173H152ZM172 174H174V170H173V172H172ZM187 174V173H186ZM195 174V173H194ZM198 174V173H197ZM222 174H220V175H222ZM39 175V174H38ZM116 176H117V174H115ZM114 175V176H115ZM154 175V174H153ZM157 175H158V173H157ZM156 175V176H157ZM164 175V174H163ZM167 175V174H166ZM178 175H179V173H178ZM214 175V174H213ZM215 175H216V173H215ZM80 176V175H79ZM111 176H113V175H111ZM115 176V177H116ZM126 176V175H125ZM132 177V175H128L127 177ZM137 176V175H136ZM149 176V175H148ZM151 176V175H150ZM159 176V175H158ZM174 176V175H173ZM176 176H177V174H176ZM206 176V175H205ZM40 177V176H39ZM45 177V176H44ZM48 177V176H47ZM73 177V176H72ZM152 177V176H151ZM165 177V176H164ZM179 177V176H178ZM207 177V176H206ZM222 177V176H221ZM263 179H261V178ZM46 178V177H45ZM60 178V177H59ZM62 178V177H61ZM109 178H111V177H109ZM113 178V177H112ZM120 178V177H119ZM124 178V177H123ZM126 178V177H125ZM122 179L123 181L125 180L126 181V179ZM154 178V177H153ZM165 178H167V177H165ZM174 178H175V176H174ZM180 178H182V177H180ZM200 178H203V177H200ZM209 178V177H208ZM34 179V178H33ZM41 179V178H40ZM58 179V178H57ZM63 179V178H62ZM114 179V178H113ZM134 179V178H133ZM140 179V178H139ZM150 179V178H149ZM204 179V178H203ZM206 179V178H205ZM204 179V180H205ZM47 180V183L48 182H50V181H48V179H46ZM49 180H50V178H49ZM59 180V179H58ZM64 180V179H63ZM71 180V179H70ZM82 180H83V178H82ZM88 180V179H87ZM95 180H96V177H95ZM121 180V179H120ZM147 180H148V178H147ZM163 180V179H162ZM166 180V179H165ZM186 180H189V177H188V179H187V177H186ZM222 180V181H223ZM2 181V180H1ZM111 181V180H110ZM114 181V180H113ZM132 181V180H131ZM161 181V180H160ZM175 181H176V179H175ZM184 181V180H183ZM190 181V180H189ZM188 181V182H189ZM200 181V180H199ZM210 181H211V179H210ZM220 181V180H219ZM81 182V181H80ZM87 182V181H86ZM109 182V181H108ZM158 182V181H157ZM168 182H169V180H168ZM167 182V180H166V184L168 183ZM202 182H203V180H202ZM3 183H4V181H3ZM56 183H59V182H56ZM82 183V182H81ZM93 183H94V181H93ZM114 183H115V181H114ZM136 183H138V185L136 186V187H138L139 186V188L140 189H143V190H146V191H144V192H146L147 193V191H148V193H150V194H152V196L154 197V199H157V200H159L160 201V199L159 198H161L162 197V195H161V193H163V189H161L159 186H158V188H160L161 190H159L158 188H156L157 187V185H156V183L155 182H152V181H147V182H145V180H144V182L143 181H137ZM153 183H155V185H156V187H155V185L153 184ZM159 183H161V184H163L162 183V181L161 182H159ZM158 183V184H159ZM171 183H173V182H171ZM170 183V184H171ZM214 183V182H213ZM44 184V183H43ZM46 184V183H45ZM49 184H51V183H49ZM61 184V183H60ZM72 184V186L74 185L73 183H71ZM80 184V183H79ZM89 184V183H88ZM102 184V183H101ZM121 184V183H120ZM132 184V183H131ZM135 184V183H134ZM170 184H169V186H170ZM179 184H180V182H179ZM184 184V183H183ZM189 184H191V182L189 183ZM203 184H206V182L205 183H203ZM202 184V185H203ZM40 185V184H39ZM38 185V186H39ZM48 185V184H47ZM53 185V188L55 187L54 185H56V184H52ZM64 185V184H63ZM106 185V184H105ZM108 185H110V184H108ZM107 185V186H108ZM113 185V184H112ZM118 185V184H117ZM117 185L115 186V187H117ZM127 185V184H126ZM168 185V184H167ZM167 185H165V186H167ZM173 186H175V185H177V184H175L174 185V183L172 184ZM184 185H186V184H184ZM201 185V186H202ZM26 186V185H25ZM35 186V185H34ZM42 186V185H41ZM57 186H59V184L57 185ZM124 186V185H123ZM129 186V185H128ZM131 186V185H130ZM165 186H164V190L166 191V189H165ZM223 185H221V187H222ZM246 186V185H245ZM45 187V186H44ZM44 187H42V188H44ZM65 187V186H64ZM85 187V186H84ZM100 187V186H99ZM98 187V188H99ZM111 187H113V186H111ZM133 187V186H132ZM135 187V186H134ZM168 187V186H167ZM198 187V186H197ZM204 187V186H203ZM26 188H28L27 186H26ZM35 188V187H34ZM39 188H41V187H39ZM49 188V187H48ZM48 188H46V189H48ZM60 188H61V186H60ZM80 188H81V186H80ZM107 188V187H106ZM114 188V187H113ZM125 188V187H124ZM184 188V187H183ZM185 188H186V186H185ZM188 188V187H187ZM206 188V187H205ZM21 189V188H20ZM24 189V188H23ZM52 189V188H51ZM50 189V190H51ZM58 189V188H57ZM62 189V188H61ZM64 189V188H63ZM86 189V188H85ZM91 189V188H90ZM89 189V190H90ZM95 189V188H94ZM93 189V190H94ZM118 189H119V187H118ZM133 189V188H132ZM139 189V190H140ZM158 189V190H157ZM171 189H173V188H171ZM175 189V188H174ZM6 190V189H5ZM31 190H33L32 188H31ZM37 190H38V192L40 193V191H39V189L37 188ZM42 190V189H41ZM54 190V189H53ZM55 190H56V188H55ZM54 190V191H55ZM66 190H69L68 188L66 189ZM65 190V192H67ZM82 190V189H81ZM83 190H84V188H83ZM83 190H82V192H83ZM101 190V189H100ZM124 190V189H123ZM177 190V189H176ZM183 190V189H182ZM211 190H213V189H211ZM2 191V190H1ZM7 191H4V193H6ZM21 192H22V190H20ZM19 191V192H20ZM57 191V190H56ZM60 191V190H59ZM59 191H58V193H59ZM73 191V190H72ZM125 191H128V189H126ZM133 191H134V189H133ZM132 191V192H133ZM172 191V190H171ZM184 191V190H183ZM220 191V190H219ZM51 192V191H50ZM60 192H62V191H60ZM84 192H86L85 190H84ZM95 192H96V190H95ZM94 192V193H95ZM105 192V191H104ZM135 192V191H134ZM137 192V191H136ZM140 192V191H139ZM166 192H168V191H166ZM175 192V191H174ZM203 192V191H202ZM201 192V193H202ZM209 192V191H208ZM16 193H18V192H16ZM15 193V195L14 196H18V195H20L19 193L18 194H16ZM23 193V192H22ZM30 193H32V192H30ZM36 193V192H35ZM46 193V192H45ZM44 193V194H45ZM49 192L47 191V194H48ZM56 193V192H55ZM78 193V192H77ZM141 193H142V191H141ZM223 193V194H224ZM243 193V192H242ZM2 194V192H0V195ZM24 194V193H23ZM50 194V193H49ZM60 194V193H59ZM83 194H85V193H83ZM89 194V193H88ZM91 194V193H90ZM121 194V193H120ZM123 194V193H122ZM129 194V193H128ZM130 194H131V192H130ZM129 194V195H130ZM137 194H138V192H137ZM149 194V195H150ZM167 194V193H166ZM170 194V193H169ZM168 194V195H169ZM5 195V194H4ZM7 196H8V194H6ZM31 195V194H30ZM54 195H56V194H54ZM81 195V194H80ZM148 195V196H149ZM191 195V194H190ZM244 195V194H243ZM9 196H11L10 194H9ZM8 196V197H9ZM16 196V197H17ZM31 196H33L34 197V195H33V193H32V195ZM49 196V195H48ZM66 196V195H65ZM98 196V195H97ZM115 196V195H114ZM124 196V195H123ZM131 196H132V194H131ZM131 196H129V197H131ZM134 197H135V199H136V194L135 195H133ZM132 196V197H133ZM147 196V197H148ZM20 197H23V195L22 196H20ZM59 197V196H58ZM57 197V198H58ZM69 197V196H68ZM108 197V196H107ZM117 197V196H116ZM125 197V196H124ZM140 197V196H139ZM165 197V196H164ZM171 197V196H170ZM191 197V196H190ZM199 197H200V195H199ZM221 197V196H220ZM243 197V196H242ZM30 198V197H29ZM38 198V197H37ZM42 199H43V197H41ZM46 198V197H45ZM50 198V197H49ZM56 198V197H55ZM54 197H53V199H55ZM78 198V197H77ZM83 198V197H82ZM86 198V197H85ZM126 198V197H125ZM144 198V197H143ZM169 198V197H168ZM185 198V197H184ZM9 199V198H8ZM14 199V198H13ZM18 199V198H17ZM39 199H40V197H39ZM38 199V201L39 202H41L40 200ZM52 199V200H53ZM64 199H65V197H64ZM87 199H89V198H87ZM94 199V198H93ZM113 199V198H112ZM117 199V198H116ZM137 199H139L138 197H137ZM137 199H136V201H137ZM140 199H142V198H140ZM149 199V198H148ZM186 199V198H185ZM184 199V200H185ZM11 200V199H10ZM16 200V199H15ZM22 200V199H21ZM20 200V201H21ZM34 200H35V197H34ZM46 200V199H45ZM48 200H50V199H48ZM59 200V199H58ZM85 201H86V199H84ZM114 200V199H113ZM117 200H120L119 198L117 199ZM123 200V199H122ZM127 200H128V197H127ZM191 200V199H190ZM196 200V199H195ZM44 201V200H43ZM42 201V202H43ZM51 201V200H50ZM80 201V200H79ZM90 201V200H89ZM135 201V202H136ZM149 201H150V199H149ZM154 201V200H153ZM158 201V202H159ZM188 201V200H187ZM198 201H200V200H198ZM23 203H24V201H22ZM48 202V201H47ZM46 202V203H47ZM56 202V201H55ZM61 202V201H60ZM88 202V201H87ZM91 202V201H90ZM93 202V201H92ZM95 202V201H94ZM106 202V201H105ZM115 202H116V200H115ZM119 202V201H118ZM121 202V201H120ZM131 202V201H130ZM142 202H143V200H142ZM147 202V201H146ZM157 202V203H158ZM175 202V201H174ZM180 202V201H179ZM189 202V201H188ZM193 202V201H192ZM206 202V201H205ZM245 202V201H244ZM36 203H37V201H36ZM72 203V204H71ZM70 204L71 205H73V206H76V204H75V202H71ZM101 203V202H100ZM110 203V202H109ZM114 203V201H112V203L111 204H113ZM137 203V202H136ZM154 203H156V202H154ZM166 203V202H165ZM210 203V202H209ZM208 203V204H209ZM6 204V203H5ZM17 204V203H16ZM42 204V203H41ZM45 204V203H44ZM80 204V203H79ZM94 204V203H93ZM97 204V203H96ZM110 204V205H111ZM124 204V203H123ZM122 204V205H123ZM128 204H129V202H128ZM142 205L144 204V203H141ZM150 204H152V201L150 202ZM160 204V203H159ZM187 204V203H186ZM21 205H22V203H21ZM39 205V204H38ZM46 205V204H45ZM56 205H58V203H56ZM109 205V206H110ZM131 205V204H130ZM129 205V206H130ZM145 205H146V203H145ZM203 205V204H202ZM23 206H25V205H23ZM37 206V205H36ZM52 206V205H51ZM59 206V205H58ZM106 207L108 206V205H105ZM120 206V205H119ZM136 207H137V205H135ZM144 206V205H143ZM148 206H150L149 204H148ZM153 206V205H152ZM152 206H150V208L152 209ZM158 206V205H157ZM216 206H215V209H216ZM226 206V205H225ZM225 206H221V207H225ZM9 207V206H8ZM92 207H93V205H92ZM103 207V206H102ZM123 207V206H122ZM133 207V206H132ZM131 207V208H132ZM136 207H134V208H136ZM147 206H145L144 208H146ZM182 207V206H181ZM43 208V207H42ZM98 208V207H97ZM114 208H115V206H114ZM133 208V209H134ZM153 208H155L154 206H153ZM188 208V207H187ZM213 208V207H212ZM218 208V207H217ZM220 208V207H219ZM219 208L218 209H216L217 211H220V212H218V213H222L221 212V209L219 210ZM22 209V208H21ZM40 209V208H39ZM92 209V208H91ZM119 209V208H118ZM128 209H130V207L128 208ZM191 209V208H190ZM209 209V208H208ZM223 209H225L226 210V208H223ZM247 209V208H246ZM62 210V209H61ZM74 210V209H73ZM108 210V209H107ZM107 210L105 211V212H107ZM116 210V209H115ZM131 210V209H130ZM135 210H138L137 208L135 209ZM153 210V209H152ZM199 210V209H198ZM23 211V210H22ZM62 211H64V210H62ZM65 211H67V209L65 210ZM145 211H147V210H145ZM153 211H155L156 212V210H153ZM163 211V210H162ZM166 211H167V208H166ZM170 211V210H169ZM210 211V210H209ZM248 211V210H247ZM6 212V211H5ZM17 212H18V210H17ZM47 212V211H46ZM114 212V211H113ZM116 212H117V210H116ZM131 212H132V210H131ZM138 212V211H137ZM208 212V211H207ZM211 212V211H210ZM58 213H59V211H58ZM67 213V212H66ZM118 213V212H117ZM133 213V212H132ZM132 213H130V214H132ZM147 213V212H146ZM198 213H199V211H198ZM202 213V212H201ZM209 213V212H208ZM215 213H216V211H215ZM214 213V214H215ZM218 213H216V215H218L217 216V218H219V214ZM15 214V213H14ZM62 214V213H61ZM137 214V213H136ZM174 214V213H173ZM172 214V215H173ZM224 214V213H223ZM228 214V213H227ZM24 215V214H23ZM91 215V214H90ZM121 215V214H120ZM120 215H118V216H120ZM133 216L135 215L134 213L132 214ZM161 215H166V213H161ZM176 215V214H175ZM194 215V214H193ZM207 215V214H206ZM213 215V214H212ZM216 215L215 216H212L211 217V219L212 218H214V217H216ZM136 216V219H137V215H135ZM149 216V215H148ZM196 216V215H195ZM203 216H205V215H203ZM224 216V215H223ZM15 217V216H14ZM131 216L129 215V218H130ZM144 217V216H143ZM162 217V216H161ZM199 216L197 215V218H198ZM207 217V216H206ZM206 217H205V219H206ZM209 217V216H208ZM220 217H222V214H221V216ZM256 217V216H255ZM75 218V217H74ZM83 218H85V217H83ZM91 218H93V217H91ZM135 218V217H134ZM166 218V217H165ZM217 218H214V219H217ZM225 218V217H224ZM13 219V218H12ZM38 219V218H37ZM76 219V218H75ZM87 219V218H86ZM97 219V218H96ZM110 219V218H109ZM117 219V218H116ZM118 219H121L120 217H118ZM140 219V218H139ZM147 219V218H146ZM145 219V220H146ZM163 219V218H162ZM196 219V218H195ZM8 220H10V219H8ZM25 220V219H24ZM35 220V219H34ZM144 220V219H143ZM148 220V219H147ZM153 220H154V218H153ZM158 220V219H157ZM161 220V219H160ZM163 220H165L166 221V219H163ZM168 220V219H167ZM170 220V219H169ZM210 220V219H209ZM250 220V219H249ZM25 221H27V220H25ZM96 221V220H95ZM104 221V220H103ZM103 221H102V223H103ZM137 221V220H136ZM135 221V222H136ZM197 221V220H196ZM199 221V220H198ZM202 221V220H201ZM211 221V220H210ZM216 221H218V220H216ZM216 221H214V222H216ZM223 221V220H222ZM15 222V221H14ZM33 222V221H32ZM78 222H79V220H78ZM105 222V221H104ZM129 221H127V223H128ZM146 222H148V221H146ZM145 222V223H146ZM151 222V221H150ZM4 223H6L5 221H4ZM30 221H27V223H25V224H23L22 226H20L18 229H19V231L23 228V226L25 227V225L26 226H29L30 224ZM97 223V222H96ZM100 223L101 222H99L98 223V225H100ZM168 223V221L166 222V224ZM170 223V222H169ZM173 223V222H172ZM171 223V224H172ZM209 223V222H208ZM34 224V223H33ZM112 224V223H111ZM121 224V223H120ZM143 224V223H142ZM213 224V223H212ZM215 224V223H214ZM5 225H7V223L6 224H4V225H2V226H5ZM11 225V224H10ZM81 225V224H80ZM93 225H95V224H93ZM97 225V226H98ZM109 225V224H108ZM183 225V224H182ZM1 226V225H0ZM8 226V225H7ZM31 226V225H30ZM45 226V225H44ZM84 226V225H83ZM106 226V225H105ZM126 226V225H125ZM128 226V225H127ZM147 226V225H146ZM145 226V227H146ZM151 226H153V225H151ZM156 226V225H155ZM159 226H161V224L159 225ZM162 226H163V224H162ZM217 226V228H215V229H217L218 231H219V229H218V225H216ZM216 226H214V227H216ZM9 227V226H8ZM12 227H14L13 225H12ZM111 227H112V225H111ZM111 227H108V228H111ZM115 227V226H114ZM124 227V226H123ZM123 227H122V229H123ZM133 227H134V225H133ZM182 227H184V226H182ZM186 227V226H185ZM198 227V226H197ZM201 227V226H200ZM198 228V229H200L201 230V228ZM10 228V227H9ZM16 228V227H15ZM15 228H12V229H15ZM34 228V227H33ZM148 228V227H147ZM212 228H213V225H212ZM1 230H2V227L0 228ZM17 229V228H16ZM30 229V228H29ZM49 230H50V228H48ZM119 229V228H118ZM129 229H131V227H129ZM138 229V228H137ZM164 229V228H163ZM183 229V228H182ZM214 229V230H215ZM222 228H220V230H221ZM32 230V229H31ZM107 230V229H106ZM113 230H114V228H113ZM125 230H127V228L125 229ZM188 230H189V228H188ZM205 230V229H204ZM207 230V229H206ZM17 231V230H16ZM46 231V230H45ZM156 231V230H155ZM190 231V230H189ZM198 230H197V228H195L194 229V232H195V235H193V236H190L189 237V239H187V242L182 246V248H180V250H182L183 252H187V251H191L189 254H188V256L186 257V258H184V262H183V264H198V263H196V261H198V260H193L192 262H191V258H192V255H201V254H196V252H197V250H198V248L200 247L201 248V246H203V244H200L201 242H199V238L197 237V235L200 233V231L199 232H197ZM217 231V232H218ZM2 232V231H1ZM129 232H131V230H129ZM139 232V231H138ZM149 232H150V230H149ZM153 232V231H152ZM216 232V233H217ZM224 232V229H222V231H221V233H223ZM83 233H84V231H83ZM91 233H93L92 231H91ZM117 233V232H116ZM164 233V232H163ZM208 233H211L212 234V232H207V234ZM219 233V232H218ZM217 233V234H218ZM225 233V232H224ZM98 234V233H97ZM108 234H109V232H108ZM143 234V233H142ZM204 234V233H203ZM1 235V234H0ZM47 235H48V232H47ZM50 235L52 236V234L50 233ZM96 235V234H95ZM95 235H93V236H95ZM144 235V234H143ZM152 235V234H151ZM159 235V234H158ZM218 235H221V234H218ZM218 235H215V236H218ZM92 236V235H91ZM97 236V235H96ZM107 236H109V235H107ZM118 236H120V235H118ZM117 236V237H118ZM140 236V235H139ZM147 236V235H146ZM156 236V235H155ZM222 236H224V235H222ZM23 237V236H22ZM25 237V236H24ZM28 237V236H27ZM30 237V236H29ZM45 238H50V236L49 237H47V236H44ZM43 237V238H44ZM100 237V236H99ZM129 237H130V235H129ZM141 237H142V235H141ZM148 237V236H147ZM218 237H220V236H218ZM1 238V237H0ZM78 238V237H77ZM95 238V237H94ZM122 238V237H121ZM123 238H124V236H123ZM131 238V237H130ZM206 238H208V237H206ZM217 238V237H216ZM18 239V238H17ZM26 239H28L29 240V238H26ZM46 239V240H47ZM54 239V238H53ZM89 239H91V237L89 238ZM18 240H20V239H18ZM24 240V239H23ZM108 240H110V237H109V239ZM186 240V239H185ZM207 240V239H206ZM91 241V240H90ZM132 241V240H131ZM214 241V240H213ZM92 242V241H91ZM124 242V241H123ZM130 242V241H129ZM136 242V241H135ZM205 242V241H204ZM207 242V241H206ZM212 242V241H211ZM22 243H24V242H22ZM25 243H28V242H25ZM33 243V242H32ZM99 243V242H98ZM128 243V242H127ZM137 243V242H136ZM139 243V242H138ZM141 243H143V242H141ZM158 243V242H157ZM176 243V242H175ZM179 243V242H178ZM209 243V242H208ZM208 243L206 244L207 246L206 247H208ZM31 244V243H30ZM58 244V243H57ZM183 244V243H182ZM32 245V244H31ZM77 245V244H76ZM90 245V244H89ZM98 245V244H97ZM117 245V244H116ZM124 245V244H123ZM135 245H137V244H135ZM145 245V244H144ZM147 245V244H146ZM152 245V244H151ZM157 245V244H156ZM172 245V244H171ZM121 246V245H120ZM132 246V245H131ZM164 246V245H163ZM169 246V245H168ZM81 247H83V246H81ZM86 247V246H85ZM87 247H88V245H87ZM90 247V246H89ZM124 247V246H123ZM128 247H130V246H128ZM141 247H142V245H141ZM205 247V248H206ZM104 248V247H103ZM106 248V247H105ZM149 248V247H148ZM170 248V247H169ZM85 249H88V248H84V250ZM100 249V248H99ZM114 250H115V248H113ZM112 248H108V249H106V250H110V251H112L113 250ZM117 249V248H116ZM146 249V248H145ZM171 249V248H170ZM46 250H49V251H46ZM45 251H46V255L48 256V254L51 256V254L50 253H54L53 252V249L51 248L50 249V247H48L47 249H46ZM136 250V249H135ZM150 250V249H149ZM168 250V249H167ZM176 250V249H175ZM83 251V250H82ZM100 251H101V249H100ZM99 251V252H100ZM118 251V250H117ZM144 251V250H143ZM143 251H141V252H143ZM173 251V250H172ZM199 251H201V250H199ZM49 252V253H48ZM103 251H101V253H102ZM114 252V251H113ZM115 252H116V250H115ZM119 252V251H118ZM86 252H84V254H85ZM107 253V252H106ZM110 253V252H109ZM127 253V252H126ZM100 254V253H99ZM103 254V253H102ZM128 254V253H127ZM88 255V254H87ZM92 255H94V254H92ZM101 255V254H100ZM99 255V256H100ZM118 254L116 253V255L115 256H117ZM121 255V254H120ZM120 255H119V258H120ZM139 255V254H138ZM206 255V256H207ZM85 256V255H84ZM90 257H91V255H89ZM102 256H104V255H102ZM110 256H112V255H110ZM109 256V257H110ZM183 256V255H182ZM205 256V255H204ZM82 257V256H81ZM105 257V256H104ZM163 257V256H162ZM174 257V256H173ZM184 257H185V255H184ZM200 257V256H199ZM198 257V258H199ZM44 258V257H43ZM47 258V257H46ZM79 258H80V256H79ZM87 258V257H86ZM102 258V257H101ZM115 258H117V257H115ZM135 258V257H134ZM167 258V257H166ZM201 258V257H200ZM48 259H49V257H48ZM107 259V258H106ZM110 260H111V258H109ZM112 259H114L113 257H112ZM122 260L123 259H125V258H121ZM120 259V260H121ZM83 260V259H82ZM84 260H85V258H84ZM146 260V259H145ZM169 260V259H168ZM171 260V259H170ZM174 260V259H173ZM172 260V261H173ZM205 260V259H204ZM113 261H115V259L113 260ZM116 261H117V259H116ZM119 261V260H118ZM158 261V260H157ZM164 261V260H163ZM206 261V260H205ZM169 262H171V261H169ZM207 262V261H206ZM92 263V262H91ZM94 263V262H93ZM115 263V262H114ZM122 263H123V261H122ZM166 263H167V259H166ZM174 263H175V261H174ZM173 263V264H174ZM177 263V262H176ZM113 264V263H112ZM131 264H132V262H131ZM135 264V263H134ZM137 264V263H136ZM160 264V263H159ZM170 264V263H169ZM171 264H172V262H171ZM202 264V263H201Z\"/></svg>",
  "mask_w": 264,
  "mask_h": 264
}]
</instances>
